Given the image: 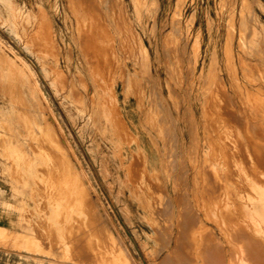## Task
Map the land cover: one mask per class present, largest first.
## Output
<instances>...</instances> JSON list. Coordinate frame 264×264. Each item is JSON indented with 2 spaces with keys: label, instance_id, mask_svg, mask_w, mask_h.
Returning a JSON list of instances; mask_svg holds the SVG:
<instances>
[{
  "label": "rangeland",
  "instance_id": "obj_1",
  "mask_svg": "<svg viewBox=\"0 0 264 264\" xmlns=\"http://www.w3.org/2000/svg\"><path fill=\"white\" fill-rule=\"evenodd\" d=\"M12 2H14V3H12ZM67 2H68L67 0H0V67H1L0 68V77L3 76L0 78V93H2L1 94L2 96L0 95V102H1L0 103V125H1L0 126V134H2L1 132H3V135H4V136L0 135V137H1L0 139L4 138L6 136L5 139H2V141L0 140V142H2L0 144V150L2 151V152L0 151V228H2L1 231H2V235H3V237H2L3 239L0 238V256H3V260L0 261V264H119L121 262L122 263L125 262V264H170L173 262H176V263L181 262V260H182L181 256L185 255L184 253H185V251H187V249H188V255H190L191 251L193 253V254L191 253L192 254L191 255L192 260L190 258L189 259L190 262L188 264H191V263H193V264H198V263L204 264V262H206V258L204 259L203 256H224V258H225L224 262L226 264L228 263V260L231 262H233L235 259L240 260V257H241L240 248H241V246H244V244H245L247 247L248 246L247 243H249V241H250V237H249V235H247L248 224H250L248 221V220H250L249 216H248V212L246 211L247 209L250 208V201H248V200H251V197H254V194L257 196H261V194L264 192V184H263L264 183V166L263 165L261 166L260 161H258L257 158H255L253 156L252 149L250 147H248L250 145L249 144L250 139L248 137L249 133L247 132V128L248 129L251 128L253 130H256L257 136H255V137L258 139L259 142H261L260 140L262 138L263 141L261 142V144H263V142H264V70L262 71V69H264V0H155V1H151L147 4H141L140 5L141 8L140 9L138 8L139 10H137V11L133 10V7L130 4L129 0H124V3L126 4L124 7L126 8V13L129 17V18L128 17L127 18L129 20V22H130V18H131V25H133L132 29H135L133 31L135 33L139 34V37L141 38L142 43H143L144 51L149 50L150 54H151V56H150L151 57L150 58L151 63H150V67L148 68L149 70H147V67L142 65V64H139L138 66L137 65L133 66L129 59L123 58L124 60L122 62V58L121 57L119 58V60L121 59L120 64H121V66H123L124 72H126L129 69L128 70L129 72L127 71L126 73L130 74V76H132V78L134 80V82H132V84H129V83L127 84L126 81L122 82L121 80H119L117 78V81L119 83H117L115 85V88L113 91L114 99L117 102V103L115 102V105H116V108L118 111V115L121 118V121L124 123V126L127 128L128 133L130 135L128 139L120 138V136H118V137L113 136V134L111 132V128L106 123L104 116H102L101 113H99V115L95 114V113L99 112L97 108H94L96 105L95 103L98 102L97 98H98L99 93L95 94V96H94V94H92L94 92H93V89L91 88L92 86L90 85V81L88 80V78H85L83 73L77 74L78 72H80V69H78V66H79L78 63H80V59L77 60L78 58L76 56V47L73 45V42L70 40L71 39L70 33L74 29L72 27L73 24L71 26V23H70V21L72 22V20H73V15L71 13L72 11H70V9H69L71 7L70 4L68 3L66 5ZM140 6H138V7H140ZM157 6H160V10L158 12H155L154 8H156ZM147 14H149V15H147ZM148 16H149V18H148ZM174 19H175V21H174ZM38 20H39V22H38ZM40 20H42L43 22H40ZM40 23H41V25H40ZM42 23L45 25H43ZM68 23H69V25H68ZM49 25H51L52 27ZM40 26H41V28H40ZM45 27H46V30H44ZM71 28H72V30H71ZM36 30H40V31L38 32ZM41 30H42L43 34H45V32H48V31L51 33L53 32L54 34L53 33L52 34L47 33V34H45L46 35V37H45V35H42ZM56 30H57L58 34H57ZM30 32H31V34H29ZM251 32H254V33H251ZM33 34H35L37 36L34 35L32 38ZM40 34H41V36H39ZM29 36L33 40H36V39L39 40L38 44H40V45L36 44L37 42L30 43V41H33V40H31V38ZM28 38H30V39H28ZM163 39H166L167 43L169 41V45L167 44L168 50H165L162 47L163 46V44H162ZM198 39H199L200 43H199ZM26 40L27 41L30 40L29 43ZM25 41L28 44H26ZM48 42H49V44H46ZM197 42H198V44H196ZM67 43H69V44H67ZM50 44L53 45V47L50 46ZM48 45H49V47H48ZM68 45H70V46L68 47ZM45 46H47V47H45ZM56 46H57V48H56ZM66 46L68 48H70L71 50L68 48H65ZM60 47H61V49H60ZM170 48H171V51H169ZM58 49H60V50H58ZM74 49H75V51H74ZM67 51L68 52L70 51V52L68 53ZM46 52H47V54H46ZM49 52H51V53H49ZM71 52H72V54H71ZM53 53H54V55H53ZM214 53H216V54H214ZM6 54L8 55V57ZM13 54H14V56H13ZM67 54L69 55V58H68ZM70 54H71V57H70ZM170 56L173 60L170 58ZM15 57L17 58L16 60H14ZM19 57H20V59H23L27 63H29L28 65L31 68H33L32 70L34 72V75H35V78L37 81L36 82L37 91L40 90L38 92L36 91L35 94H34V92L33 93L28 92V88L24 83L25 79H26L24 76L20 77L21 78L20 80L24 81V82L22 81V83H23L22 86H24V88L21 87V89H19V87H17V88L15 87L18 85V84H15L17 82V79L14 78L17 76L16 75L17 73L14 74L17 71V70H15V68L17 67L20 71V68L22 67L18 61ZM202 57H203V59H202ZM12 58L14 61L12 60ZM196 60H197V63L195 62ZM5 61H7L8 63L10 62L9 63L10 67H8V63ZM1 62H2V64H1ZM180 62H182L183 65ZM16 63H17V66H16ZM241 63H243V64H241ZM246 64H248V66ZM6 65H7V67H5ZM194 65H195V67H194ZM11 66L13 68L16 66L13 69L14 72H13ZM245 66L247 68H245ZM2 67L4 69H2ZM125 67L127 68V70L125 69ZM5 68L7 71H9L11 68L10 72L5 71ZM69 70H72V71H69ZM255 70H256V72H255ZM36 71H37V73H35ZM61 72L62 73L64 72L65 75L63 76V74ZM132 72H134V73H132ZM213 72H214V74H213ZM2 73H4V74H2ZM7 73H8V77H7ZM9 73H11V74H9ZM12 73H13V75H12ZM59 74L60 75L62 74V75L60 76ZM134 75H136V76L134 77ZM259 75H260L261 79L259 78ZM9 76L10 77L14 76L13 77L14 79L9 78ZM148 76H150V78ZM59 77H63L64 81H63V79L61 80V78H59ZM220 77H222V78H220ZM56 78H58V79H56ZM147 78L149 79V81ZM5 79H7V80L5 81ZM53 79H56V80H53ZM105 79H107V80L106 81L104 80V83L110 81L108 79V77H106V76H105ZM1 81H3V82L1 83ZM4 82H6V83L9 82V83L6 84ZM10 82L15 86L11 85ZM2 84H4V85H2ZM5 84L7 85V87L5 86ZM8 84H10L11 86H8ZM121 84H122V86H121ZM70 85L74 87V90L76 89L75 93L76 92L79 93L78 97H77V94L72 92L73 89H71ZM83 85H85V87ZM3 86H4V88H2ZM31 86H33V84ZM62 86H64V88ZM231 86H233V87H231ZM11 87L14 91L11 90ZM169 87H171L172 91L169 90L170 89ZM32 88H33V90L34 89L36 90L35 87H32ZM126 88H127V90H126ZM131 88L134 91L130 90ZM212 88H213V90H212ZM8 89H9V91H8ZM70 89H71V91H70ZM121 89H122V91H121ZM179 89H181V90L179 91ZM160 90H162L163 93H161ZM211 90L214 93H212ZM10 91H12L13 93H9ZM126 91L127 92L129 91V93H126ZM145 91H146V93H145ZM167 91L169 93L170 92L171 93L169 94V93H167ZM124 92H125V94H124ZM22 93H23V96H22ZM38 93H40V94H38ZM103 93L105 95L108 94L105 92H103ZM131 93H133V94H131ZM30 94H32V95H30ZM36 94L38 95L37 97L40 98V100H41L40 102L36 96H33ZM172 94H173V97H175V98H173V97L171 98ZM14 95H16V97ZM209 95L211 96L213 101H215L216 103H218L220 105H231L232 106L231 109L233 111L231 112V117H229L230 119H232L231 120L232 122L234 120L235 121L234 123L236 124L238 121H243L244 119L246 120V122L244 121V123L243 122L237 123L236 125H233V128H232V125H230L228 127L227 123H225V122L223 123V121H224V120L222 121L223 118H220V120L222 122L220 121V123H219V126H218L219 131L218 132L213 131V132L209 133L210 137H212V138L208 141L205 139V136H204V135H206V133L208 134V131H206L207 129L205 130V126L202 123H204V120L206 118L207 119H210V118L213 119L216 117L213 109H210V108L207 109L205 107V110H204V108H203V106L205 105L204 104L205 103L204 102L205 97L209 96ZM43 96H44V98H43ZM126 96H127V98H126ZM230 96H231V98H230ZM80 97H82V98H80ZM162 97L165 100H163ZM8 98L9 99L11 98V99L8 100ZM14 98H16V99L14 100ZM177 98H180V99H177ZM196 98H198V99H196ZM19 100H20V102H18ZM37 100H38V102H37ZM92 100H94V101H92ZM14 101H16V102H14ZM25 101L34 104V107L36 106L33 111H30V113L27 111L25 112L24 110L22 111L21 104H23V102H25ZM44 101H46V102H44ZM41 102H42V104H41ZM160 102L161 103L163 102V104L166 105V109L170 110V111L168 110V116L170 115L169 117L166 115L167 116V118H166L165 113L163 111H160L161 110ZM86 104H88V105H86ZM39 105L42 107L40 108ZM90 105L92 106V108ZM8 106H9V108H8ZM43 107L45 109H43ZM174 107L175 108L177 107L179 109L177 110ZM186 107L189 109V111H191L193 113L188 112V109ZM13 110H15V113L17 112L16 113L17 115L15 113H13L14 112ZM194 110H195V112H194ZM36 111L39 112L40 114L36 113ZM174 111H176L177 114ZM1 112H3L4 114ZM181 112H185L183 114L184 115L183 118H182ZM19 114L22 117V119L20 118V116H18ZM28 114H30V116ZM31 114H32V116H31ZM35 114L38 116H36ZM44 115H48V116H44ZM144 115L146 118L144 117ZM161 115H162V117H160ZM185 115H188L187 116L188 119L190 117H194L195 119L190 118L191 120H188ZM40 116H42V117H40ZM29 117H31V122L29 121ZM171 117L173 118L174 121L172 120V122H169V120L171 121V119H172ZM174 117L177 118L176 121H175ZM16 118H17V120H15ZM33 118H34V120H32ZM153 118H155V119H153ZM163 118L167 119V122L165 121V124H160L163 122V120H165ZM41 119H43V120H41ZM157 119H158L157 125L159 124L161 126H160V128H159V126H157V129L155 130L151 126V120H156V122H157ZM13 120H14V122H13ZM22 120H26V121H22ZM37 120H39L40 123ZM46 120H47V123L49 121L51 122V123L49 122V125H51V127L53 126L52 129L54 131L51 129L47 132L45 131V130H48V129H45L46 123L44 121H46ZM93 120L95 121V123L96 122L98 123L97 126L93 125L94 124ZM3 121H5V122L7 121L6 122L7 124H5V122H3ZM36 121H37L38 125H37V123L35 124ZM41 121H42V123H41ZM72 121H74V123ZM18 122H19V124H18ZM25 122H29L28 127H29L30 131L33 130L34 132L31 131L30 134L28 133V131H29L28 127L22 126ZM99 122L102 124L100 125ZM132 122H133V126H132ZM184 122H185V125H188V126H185ZM226 122H227V119H226ZM11 123H12V125H11ZM15 123H17V124H15ZM168 123H170V124H168ZM221 123H222V125H221ZM9 125H11V126H9ZM43 125H44V127H43ZM99 125L101 126L102 130L99 129L100 128ZM199 125H200V127H199ZM201 125H202V127H201ZM13 126H15V127H13ZM35 126H38V128L37 127L35 128ZM134 126H135V128H134ZM17 127H19V128L17 129ZM129 127H131V128H129ZM60 128H61V130H60ZM50 131L51 132L53 131L52 134H50L51 133ZM64 131H66V132H64ZM196 131H197V133H196ZM5 132L8 134H6ZM48 132H50V133H48ZM10 133L12 134V136ZM26 133H28V134H26ZM190 133H191V135L189 136ZM43 134H48V137H47V135L43 136ZM192 134L194 137L192 136ZM246 134H247L248 138L246 137ZM8 136H10V137H8ZM199 136H201V137H199ZM41 137H43L45 139V142H46V143H43L42 145L39 142V139ZM190 137H193L195 139L192 138L193 139V141H192V139ZM197 137L199 138V140L196 141ZM213 137H214V140L212 141L213 143L211 142L212 143L211 144L210 141L213 139ZM227 137H228V139H227ZM230 137L231 138L233 137V138L231 139ZM243 137H245V138H243ZM11 138H13V139L11 140ZM14 138L16 139V141L14 140ZM52 138H54V140H52ZM130 138H132V139H130ZM217 138L219 139V141ZM19 139L21 140L22 143L20 142ZM59 139L62 140V142ZM65 139H67V140H65ZM6 140H7V142H6ZM29 140H30V142H29ZM37 140H38V142H36ZM111 140H113V141H111ZM233 140H237L238 142L236 141V143L239 144L240 147L239 148L237 147V148L232 149V150H234L236 152L240 151V153L243 152V154L246 153L245 154V156H246L245 160L248 161L249 165L246 164V166H245L246 168H244L245 171L241 172L242 175H239L240 173L238 171V168L240 166H242V163L239 166L240 160H242V159H239L238 157H236V158H238V160H236V158H235L233 160V164L231 165V167L232 168L234 167L233 169L235 170V172H234L235 175H233L234 180L230 179L231 181L230 180L227 181V179H225L224 176L221 177V175H222L221 172L223 170H225V166L223 164L224 158H220L221 157L220 155L216 156V154H215V160L213 161L214 155H212L211 152H212L213 148H215V146L218 142H220V143L226 142L227 144H231L233 142ZM57 141H59V142H57ZM73 141H74V143H73ZM206 141H208V142H206ZM164 142H167V143L163 144ZM6 143L7 144L10 143V144L6 145ZM29 143H31V145ZM57 143H59V144H57ZM37 144H38V146H37ZM49 144H51V145L48 146ZM170 144H173L174 146L176 145L175 146L176 150L174 149V147H172L173 145H170ZM210 144L213 147H211ZM2 145H3V147H1ZM39 145L45 147L46 149H47V147L48 148L50 147V151L48 150V152H46L45 148L42 151L43 147L42 148L40 147L41 149L39 148L40 149L39 150L38 149ZM4 146H5V148H4ZM195 146H199L200 151H199V148H197V147L195 148V150H196L195 151L193 148ZM23 147H25L24 150H23ZM93 147H95V148H93ZM210 147L212 148V150ZM6 148H8V149H6ZM19 148L21 149V151H19L20 150ZM26 148H29V149H26ZM137 148H139V149L137 150ZM143 148H146V150L148 152V156L143 154L144 153ZM184 148H185V150H184ZM35 149H37V150H35ZM55 149L57 152H55ZM130 149L134 152H132ZM171 149H173V150H171ZM190 149H192V150H190ZM4 150L7 151L8 154ZM62 150H63V152H62ZM69 150H71V152ZM65 151L69 156L65 153ZM114 151H115V153H114ZM126 151L129 152V154L127 156L124 155L126 153ZM170 151L172 153H170ZM181 151H183V152L180 154ZM215 151H216V149H215ZM194 152H196L197 154ZM56 153H58V154H56ZM60 153H61V155H60ZM169 153L171 155L172 154H174V155L170 156ZM213 153H217V151L214 152V150H213ZM3 154L7 155V156H9V154H10V158L7 156H4ZM27 154H29L28 155L29 158L27 157ZM48 154H49V156H48ZM136 154H137V156L141 155L139 157L145 159V160L140 159V164H139L138 170H137L138 173L135 171H132V169H130V171H128L127 168H125L126 165L128 163H130V161L136 157L135 156ZM198 154L200 155L201 159L199 158ZM24 155H26V156H24ZM62 155L64 157L67 155L66 156L67 159H70L69 162L66 158H65L66 160L64 162V160L62 159ZM192 155H194V156H192ZM11 156H13V157H11ZM73 156H75L74 158L77 157L76 159L78 160L79 163L77 162L76 159H73ZM133 156H134V158H133ZM53 157L55 159L57 157L58 162L54 160L55 161V163H54V161H52L54 159ZM182 157H183V159H182ZM191 158H192V160H191ZM194 158H196L197 162H194L195 161ZM203 158L205 159V161H203L204 160ZM216 158L217 159L219 158L220 161H219V159L217 160ZM23 160L25 161V165H22V164H24ZM207 160H208V162H211L212 165H209L210 163L208 164ZM70 161L73 164L70 165V163H71ZM120 161H121L122 165L120 164ZM171 161H173V162H171ZM26 162L28 163V166H27ZM45 162H46V164H45ZM163 162H164V164H163ZM170 162L175 163L173 165L171 164L172 167L175 165L174 168L171 167ZM198 162H200L199 163L200 165H197ZM48 163H49V165H48ZM19 164H20V166H19ZM51 164H52V166H51ZM53 164H55V165L53 166ZM59 164H61V165H59ZM181 164H185V165H181ZM40 165H41V168L39 167ZM47 165H48V167H47ZM56 165H58V166H56ZM62 165H63V167L65 165H68V167H70L72 169V173H73V170L77 171L79 174V178H81V180L78 177H76V176H78L77 172H75L73 174L70 173L69 175L68 174H62V173H61L62 175L59 174V176L55 175L56 171L59 170L58 168H62ZM179 165H181V166H179ZM202 165L204 166L205 169L203 168ZM221 165H222V167H221ZM79 166L80 167L82 166L81 167L82 169ZM145 166H146V170H145ZM200 166H202V168ZM215 166H217L216 167L217 170L219 169L218 172L215 170L216 169ZM14 167H15V169H14ZM42 167H45V169ZM103 167H105L106 169ZM179 167L181 170H183V168H185V167L187 169H185L183 171H178ZM190 167H191V169H190ZM209 167L211 168V170ZM10 168L12 170H10ZM56 168H57V170H55ZM168 168H170V169H168ZM139 169H141V170H139ZM199 169L202 171H199ZM8 170H10L11 172L10 171L8 172ZM27 170H28V172H27ZM41 170H42V172H41ZM123 170H124V172H123ZM171 170H173V172ZM191 170L192 171L194 170L193 173L195 174L194 176H196V178L193 176ZM197 170L199 173L197 172ZM208 170L211 171V173L208 172ZM12 171H14V174H13L14 176L12 175V173H13ZM21 171H23V172H21ZM185 171L186 172L188 171L187 172L188 175ZM214 171L217 172L218 174L215 173ZM102 172L104 175L102 174ZM178 172H180V173H178ZM212 172H214L216 177H217L214 179V181L213 180H207V179H206L207 182L202 181L203 182L202 183L200 181L201 178L202 179L204 178L203 180H205L204 175L205 176L206 175L208 176V174L211 175ZM15 173H17L16 176H15ZM45 173L50 175L52 177V179H50L51 177L46 175ZM182 173H184V174H182ZM200 173L201 174L203 173V174L201 175ZM249 173L252 175H250ZM143 174H145V175H143ZM177 174H178V176L180 174H182V177H180L181 175L179 176L181 179V180L180 179L179 180L181 182L178 180ZM198 174L200 176H198ZM256 174H258V175H256ZM27 175H28V177H27ZM45 175L48 176V179H47V177L45 178ZM153 175H155V176H153ZM186 175H187V177H186ZM212 175L214 177V174H212ZM217 175H219L221 178ZM66 176H68V177L65 178ZM86 176L89 180L85 179ZM246 176L248 177V179L246 178ZM70 177H72V178H70ZM75 177H76V180L73 179ZM128 177H131L132 179L131 178L129 179ZM199 177H200V179H199ZM16 178L18 180H16ZM69 178H70V182L72 183V185L74 184L73 186H71V183L68 181ZM154 178H156V179H154ZM185 178L187 181L184 180ZM237 178H239V181L236 180ZM243 178H245V179H243ZM56 179H58V180H56ZM72 179H73V182H72ZM167 179H169V180H167ZM191 179H192V181H191ZM222 179H223L224 183L220 181ZM25 180L27 183L24 182ZM247 180L249 181L250 184H251V182L254 183V184L253 183L251 184L252 188L250 187L251 185L246 186V184H248ZM252 180H254V181H252ZM260 180H262L263 182L262 181L260 182ZM43 181H44V184H43ZM81 181H83V182H81ZM89 181H90V183H88L89 184L88 185L87 182H89ZM154 181H155L156 186L153 185ZM160 181L164 182L166 187L163 186L164 185L163 183L160 184L161 183ZM211 181L213 183L215 181L216 182L213 184V183H211ZM61 182H63L62 185H61ZM74 182L78 183V184H75ZM84 182H85V184L83 186ZM177 182L180 183V185L177 186ZM182 182H183V184H181ZM185 182H186L187 186L189 185L191 187L185 186ZM204 182H205V184H204ZM216 183H218V184H216ZM242 183L245 186H243ZM256 183L258 184V186ZM52 184H54V185H52ZM63 185H64V187H63ZM75 185L76 186L79 185L78 189L75 188ZM172 185H174L173 187L175 189L172 187ZM181 185L183 187L185 186L186 188L183 189ZM210 185H211V187H210ZM39 186H41V187H39ZM45 187H46V189H45ZM56 187L58 190H55ZM68 187H69V189H68ZM72 187L75 191L72 189ZM156 187H159L160 189L156 188ZM161 187H163V188H161ZM178 187L182 188L183 190L181 189L179 191ZM195 187H198V190L195 191ZM247 187H249V188L247 189ZM50 188L52 189V192H50V190H51ZM172 188H173V191H172ZM53 189H54V191H53ZM63 189H64L65 193H64ZM86 189L89 191V193ZM161 189H163L164 191L166 190V191L161 192L162 191ZM185 189H187V190L185 191ZM193 189L196 193L193 191ZM202 189L204 191H202ZM60 190H62L63 192ZM67 190H68V192L66 193ZM71 190H73V193ZM76 190H77V193H75ZM78 190L82 191V192H78ZM151 190L153 192L154 191H157V192L153 193ZM174 190H176L179 193L182 192L183 197L185 196L184 197L185 201L182 202V203H185L184 204L185 207H184V210H182L183 206L179 207V205H178V207H177V204L174 203V205H172L173 208L171 207V211H170V212H173V215H172V213L171 214L169 213V215H168V212L167 213L163 212V208L165 206V205H163V203L165 204L166 193L168 194L169 192H174ZM215 190H217V191H215ZM252 190L254 191V193L253 192L251 193ZM56 191L57 192L60 191L61 196L62 197L64 196V198H62L59 195V193H56ZM186 192L187 193L189 192L187 197L185 194ZM69 193H71V194H69ZM78 193H80L81 196H79L80 194H78ZM161 193H163V194H161ZM209 193L211 195H209ZM42 194H43V196H41ZM65 194L66 195L69 194V195L67 197H65L66 196ZM88 194H90V195L87 196ZM236 194H238L240 196H238ZM251 194H252V196H251ZM45 195L48 196V198ZM70 195L71 196L73 195V197H70ZM76 195H78L79 197ZM201 195H202V197L204 195H206V196L208 195L207 199L205 198L206 196H204V198H203L204 202L201 199L202 198ZM40 196L43 197V199ZM154 196H156V197H154ZM163 196H164V198H163ZM190 196H192V197H190ZM243 196L245 198H243ZM151 197H152V199H151ZM82 198L84 200L87 199V202L89 203V205H80L79 201ZM162 198H163V201H162ZM195 198H197V199L195 200ZM234 198H235V200H234ZM238 198H239V200H238ZM88 199H90V200H88ZM246 199H248V200H246ZM44 200H45V202H42ZM147 200H149V201H147ZM206 200H208V202ZM242 200H245V201L243 202ZM65 201H68V204ZM63 202L65 203V205H68V206L64 207L62 205ZM202 202H203V204H202ZM206 202H207V204H206ZM48 203H49V205H48ZM58 203L60 206L58 205ZM70 203H71V205H70ZM92 203H93V205H95V204L97 205V206L95 205L96 208H95V206L92 205ZM149 203L152 206H150ZM53 205H55V206H53ZM57 205L60 208H58ZM90 205L93 206L92 210L94 208H95L94 211L99 210L98 211L99 213L97 212L99 215L98 214L97 215L100 216V218H101V219L99 218V220L101 221L100 230L105 228V230L103 229L101 232L107 231L106 232L107 234L109 232V235H111V237L113 238L111 240L113 242H115V244L117 246H119L121 249H122V247H124L123 249L127 250L128 253L132 256H128V254H125L123 249H122V252H123L124 256H111L112 254L110 252L112 250L111 246L113 243H111L112 242L111 240L107 239L109 237L106 236L107 237L106 238L105 233H103L104 236H102L103 237L102 240L99 241L96 236L94 237V235H91L92 234L91 233L92 232L91 226H89L87 224H86V226H82L80 220H76L78 218L80 219L79 214H80L81 210H83V208H84V211L86 210L85 213L89 214V212H91V209L87 208ZM207 205L208 206L211 205V207H208ZM43 206H44L45 210L43 209ZM149 206L151 208L152 207L153 208L149 209ZM240 206H241V208H240ZM55 207H56V209H55ZM214 207H215V209H214ZM85 208H87V209H85ZM177 208H179V210ZM180 208H182V209H180ZM208 208H211L210 210H212V211H210ZM76 209L79 211V213H77ZM147 209H149V210H147ZM154 209L155 210L157 209V211H155ZM205 209H207V211ZM55 210H57V213ZM74 211H76V212H74ZM179 211H181V212L184 211L183 214L188 219L186 222L188 224H186L184 228L181 227V221L178 217ZM189 211H190V213H189ZM202 211L205 214L207 212V214H206L207 217L205 216V214ZM46 212H48V213H46ZM123 212L126 213L127 215L124 214ZM149 212H151V213H149ZM162 212L164 215L161 214ZM185 212H186V214H185ZM75 213L78 214L79 217ZM212 213H214V214H212ZM159 214H161V215H159ZM208 214H209V216L211 215V217H209ZM216 214H217V218H216ZM41 215H43V216H41ZM67 215L70 217H68ZM155 215H157V216H155ZM240 215H241V217H240ZM66 216L70 219H72V218L75 219V220H71L72 221L71 224L73 225V227L75 226L74 229L77 228L76 229L77 232L80 231V228L82 229V234L84 235L83 236V244L84 245L87 244V246L86 245L85 246L88 247V252L90 251L89 253L92 254L91 257L90 256H88V257L87 256H81V257L75 256L74 257V255L71 254V250L75 246L72 243L70 244V242L67 243L66 238H64V237H66L65 235H67V231L70 229L68 227H70L71 225L67 224V226L65 225L64 227H62V225H61L63 222V218H65ZM81 216H82V214H81ZM161 216L164 217V219L163 220L159 219L160 221L157 220ZM175 216H176V218H175ZM169 217L173 218L172 221L170 220L171 218H169ZM188 217H191V218H188ZM167 218H169L168 221H166ZM196 218L202 224L199 225V221H197ZM210 218H212V219L209 220ZM242 218L245 220H243ZM146 219H148V220H146ZM190 219H191V221H190ZM205 219H207L206 222H205ZM213 219H215V220L218 219L217 223ZM39 221L41 223H44V224H42L44 227L40 225L41 223ZM161 221L163 222V225L161 224L162 223ZM177 221L179 222L180 227H179V225H177L178 224ZM219 221H220V223H219ZM197 222H198V224H197ZM52 223H53V225H51ZM151 223H153L154 228H153ZM215 223L217 225V228H216V225H214ZM37 224H38V226H36ZM57 224L59 226V229L56 228ZM102 224L104 226H102ZM166 224H167V226H166ZM169 224L170 225L172 224L173 227L170 226ZM220 224L222 225L221 228H220ZM160 225H162V226H160ZM196 225H199L200 227L196 226ZM45 226H46L47 231L44 229ZM51 226L53 228H56L55 231L58 230L59 234L56 233ZM54 226H56V227H54ZM169 226L171 227V229ZM50 227L52 230L50 229ZM203 227H210V228H208V229L205 228V230H204ZM245 227H247V228H245ZM83 228H85V229L83 230ZM176 228H177V230H176ZM193 228H195V229H193ZM197 228L198 229L202 228V229H199V231H198ZM155 230H157V231H155ZM169 230L170 231L172 230L170 234H169V232H170ZM182 230H185L187 235L185 234L184 236H181V238H179L180 237L179 233ZM209 230H210V232L212 231V233H211L212 235L210 234ZM176 232L178 234H176ZM189 233H191V234L193 233L195 235L192 236ZM205 233H206V235H204ZM85 234H87V235H85ZM190 235H191V238L189 237ZM175 236L178 239L179 243L177 242L176 238H174ZM185 236H188L189 238L185 237ZM203 236L205 237V240H204ZM215 236H217V237L219 236L218 238H221V237L222 238L221 239L217 238L218 239V242H217V239ZM211 237H213V238L215 237V238L211 239ZM62 238H63V240H62ZM227 239L229 242H226ZM184 240L186 242L187 241L188 242L189 241L195 242L198 240V241H200V244L198 246H201V248L197 249L198 246H196L197 248L194 247L195 250L193 251V248H192L193 246H191V248H192V250H191L190 246L188 245L190 243L187 242L188 244H186V242ZM203 240L205 241V243H203L204 242ZM86 241H89V242L93 241V242L89 244ZM213 241H214V243H212ZM231 241H232V243H231ZM215 243L218 246L217 249H216V245L214 246L215 249H214V247H212L213 244H215ZM220 243L223 245V247H221ZM229 243H231V244H229ZM120 244H121V246H120ZM165 244H167V245H165ZM184 244H185V246H184ZM227 244H228V246H227ZM206 245H207V247H206ZM177 246H178V248L181 247L184 250L181 252V256H178V255L174 256L173 255L174 254L173 251ZM164 247H165V249H164ZM172 247H173V249H171ZM219 247H221L222 250ZM231 248H233V249H231ZM201 249H203V250L200 252ZM216 250H218V251L216 252ZM170 251H172L173 254L170 253ZM56 252H58V253H56ZM72 252H73V250H72ZM201 253H202V255H201ZM116 257H121V258L117 259ZM124 257L126 259H124ZM259 258L264 260V256H259ZM202 259L204 262H202ZM123 260H124V262H123ZM110 261H112V262H110ZM224 262H223V264H225Z\"/></svg>",
  "mask_w": 264,
  "mask_h": 264
},
{
  "label": "bare ground",
  "instance_id": "obj_2",
  "mask_svg": "<svg viewBox=\"0 0 264 264\" xmlns=\"http://www.w3.org/2000/svg\"><path fill=\"white\" fill-rule=\"evenodd\" d=\"M68 2L66 3V5L69 3L70 4V11H72L71 13H72V15H73V20H72V22L70 21V23H71V26H72V24H73V30H72V28H71V30H72V32L70 33V36H71V41L73 42V45L76 47V56H77V60H79L80 59V63H78V69H80V72H78L77 74H80V73H83L84 74V76H85V78H88V80L90 81V85L92 86L91 88L93 89V92L94 93H92V94H94V96H95V94H98V102H96L95 104V107L94 108H97L98 109V111L99 112H97V113H95L96 115H99V113H101V115L102 116H104V118H105V121H106V123L109 125V127L111 128V132H112V134H113V136H120V138H125V139H128L129 138V133H128V130H127V128L124 126V123L121 121V118L119 117V115H118V111H117V108H116V105H115V99H114V96H113V91H114V88H115V85L117 84V83H119L118 81H117V78L119 79V80H121L122 82H124V81H126V83L128 84H132V82H134V80H133V78H132V76H130V74H128V73H126L128 70H127V68L125 67V69L127 70L126 72H124V68H123V66H121V64H120V60H119V58L121 57L122 58V62H123V58H127V59H129L130 61H131V63H132V65L134 66V65H139V64H142V65H144V66H146L147 67V70H149L148 68L150 67V63H151V54H150V51L148 50V51H144V48H143V43H142V40H141V38L139 37V34H137V33H135L133 30H135V29H132V27H133V25H131V18H130V22H129V20H128V15H127V13H126V8L124 7L126 4L124 3V0H67ZM130 1V4L132 5V7H133V10H135V11H137V10H139L140 8H141V4H147V3H149V2H151V1H155V0H129ZM59 2V1H58ZM12 3H14V2H12ZM138 6H140V7H138ZM143 6V5H142ZM144 7V6H143ZM139 8V9H138ZM148 8V7H147ZM155 10V12H158L159 10H160V6H157L156 8H154ZM130 12V11H129ZM68 15V14H67ZM71 15V14H70ZM147 15H149V14H147ZM128 17V18H127ZM44 18V17H43ZM148 18H149V16H148ZM69 19V18H68ZM244 19V18H243ZM65 20V19H64ZM155 20V19H154ZM174 21H175V19H174ZM244 21V20H243ZM38 22H39V20H38ZM37 22V23H38ZM40 22H43L42 20H40ZM36 23V24H37ZM51 23V22H50ZM133 23V22H132ZM155 23V22H154ZM43 24V23H42ZM40 25H41V23H40ZM43 25H45V24H43ZM68 25H69V23H68ZM242 25V24H241ZM18 26V25H17ZM24 26V25H23ZM49 26H51V25H49ZM142 26V25H141ZM154 26V25H153ZM152 26V27H153ZM247 26V25H246ZM33 27V26H32ZM52 27V26H51ZM66 27V26H65ZM27 28V27H26ZM25 28V29H26ZM40 28H41V26H40ZM54 28V27H53ZM44 29V28H43ZM42 29V30H43ZM162 29V28H161ZM174 29V28H173ZM33 30V29H32ZM42 30H41V32H42ZM44 30H46V27H45V29ZM68 30V29H67ZM141 30V29H140ZM36 31H40V30H36ZM48 31V30H47ZM70 31V30H69ZM40 32V33H41ZM45 32V31H44ZM56 32H57V30H56ZM137 32V31H136ZM153 32V31H152ZM255 32V31H254ZM254 32H251V33H254ZM24 33V32H23ZM33 33V32H32ZM47 33H51V32H45V34H47ZM53 33V32H52ZM51 33V34H52ZM67 33V32H66ZM29 34H31V32L29 33ZM45 34H43V32H42V35H45ZM54 34V33H53ZM57 34H58V32H57ZM250 34V33H249ZM35 34H33L32 35V38H33V36H34ZM177 35V34H176ZM188 35V34H187ZM31 36V35H30ZM29 36V37H30ZM35 36H37V35H35ZM39 36H41V34L39 35ZM57 36V35H56ZM68 36V35H67ZM69 36V37H70ZM45 37H46V35H45ZM50 37V36H49ZM68 37V38H69ZM182 37V36H181ZM189 37V36H188ZM31 38V37H30ZM30 38H28V39H30ZM31 38V40H33ZM42 38V37H41ZM55 38V37H54ZM59 38V37H58ZM57 38V39H58ZM26 39V38H25ZM39 39V38H38ZM43 39V38H42ZM52 39V38H51ZM60 39V38H59ZM37 40V39H36ZM33 40V41H30V40H26L28 43H29V41H30V43H32V42H37L36 44H38V42H39V40ZM41 40V39H40ZM48 40V39H47ZM53 40V39H52ZM195 40V39H194ZM197 40V39H196ZM228 40V39H227ZM26 41H25V43H26ZM50 41V40H49ZM63 41V40H62ZM66 41V40H65ZM69 41V40H68ZM198 41H199V39H198ZM42 42V41H41ZM54 42V41H53ZM57 42V41H56ZM196 42V41H195ZM248 42V41H247ZM255 42V41H254ZM28 43H26V44H28ZM55 43V42H54ZM171 43V42H170ZM199 43H200V41H199ZM251 43V42H250ZM249 43V44H250ZM253 43V42H252ZM46 44H49V42L48 43H46ZM59 44V43H58ZM67 44H69V43H67ZM163 48L165 49V50H168L167 49V47H168V45H169V41H168V43H167V40L166 39H163ZM168 44V45H167ZM196 44H198V42L196 43ZM229 44V43H228ZM238 44V43H237ZM248 44V45H249ZM38 45H40V44H38ZM44 45V44H43ZM55 45V44H54ZM184 45V44H183ZM182 45V46H183ZM50 46H52L53 47V45H51L50 44ZM64 46V45H63ZM62 46V47H63ZM70 45H68V47H69ZM178 46V45H177ZM199 46V45H198ZM197 46V47H198ZM226 46V45H225ZM45 47H47V46H45ZM48 47H49V45H48ZM55 47V46H54ZM59 47V46H58ZM67 46L65 47V48H68ZM74 47V48H75ZM170 47V46H169ZM229 47V46H228ZM240 47V46H239ZM10 48V47H9ZM56 48H57V46H56ZM52 49V48H51ZM60 49H61V47H60ZM60 49H58V50H60ZM68 49H70V48H68ZM174 49V48H173ZM230 49V48H229ZM9 50V49H8ZM45 50V49H44ZM49 50V49H48ZM71 50V49H70ZM199 50V49H198ZM227 50V49H226ZM231 50V49H230ZM229 50V51H230ZM4 51V50H3ZM43 51V50H42ZM74 51H75V49H74ZM169 51H171V48H170V50ZM174 51V50H173ZM193 51V50H192ZM68 52V51H67ZM70 52V51H69ZM68 52V53H69ZM5 53V52H4ZM13 53V52H12ZM18 53V52H17ZM49 53H51V52H49ZM56 53V52H55ZM122 55H120V54ZM196 53V52H195ZM200 53V52H199ZM227 53V52H226ZM225 53V54H226ZM229 53V52H228ZM46 54H47V52H46ZM71 54H72V52H71ZM71 54H70V57H71ZM214 54H216V53H214ZM7 55V54H6ZM53 55H54V53H53ZM68 55V54H67ZM204 55V54H203ZM228 55V54H227ZM13 56H14V54H13ZM57 56V55H56ZM197 56V55H196ZM226 56V55H225ZM2 57V56H1ZM7 57H8V55H7ZM232 57V56H231ZM68 58H69V55H68ZM67 58V59H68ZM170 58H171V56H170ZM197 58V57H196ZM229 58V57H228ZM11 59V58H10ZM9 59V60H10ZM17 58L15 57V59L14 60H16ZM25 59V58H24ZM57 59V58H56ZM72 59V58H71ZM160 59V58H159ZM164 59V58H163ZM172 59V58H171ZM202 59H203V57H202ZM240 59V58H239ZM12 60H13V58H12ZM13 60V61H14ZM69 60V59H68ZM173 60V59H172ZM230 60V59H229ZM19 63L21 64V68H20V71H19V69L16 67L17 66V63H16V68H15V70H17L14 74H16L17 76L16 77H14V78H16L17 79V82L15 83V84H18L17 86H15V85H13L11 82H10V84L11 85H13V86H15L16 88L17 87H19V89H21V87H23L24 88V86H22L23 85V83H22V81L23 80H20L21 78L20 77H25L26 79H25V85L27 86V88H28V92L29 93H33L34 92V94H35V92L37 91V84H36V78H35V75H34V72H33V68H31L28 64L29 63H27L25 60H23V59H20V57H19ZM241 61V60H240ZM5 62H7V61H5ZM4 62V63H5ZM76 62V61H75ZM190 62V61H189ZM196 63H197V60L195 61ZM3 63V64H4ZM8 63V62H7ZM6 63V64H7ZM10 63V62H9ZM9 63H8V67H10V65H9ZM125 63V62H124ZM128 63V62H127ZM181 64H182V62H180ZM226 63V62H225ZM1 64H2V62H1ZM14 64V63H13ZM162 64V63H161ZM227 64V63H226ZM241 64H243V63H241ZM68 65V64H67ZM130 65V64H129ZM183 65V64H182ZM196 65V64H195ZM195 65H194V67H195ZM218 65V64H217ZM245 65V64H244ZM247 66H248V64H246ZM251 65V64H250ZM3 66V65H2ZM76 66V65H75ZM132 66V67H133ZM241 66V65H240ZM5 67H7V65L5 66ZM20 67V66H19ZM72 67V66H71ZM244 67V66H243ZM256 67V66H255ZM1 68V67H0ZM11 68H12V70L14 69L12 66H11ZM11 68H10V70H11ZM134 68V67H133ZM139 68V67H138ZM215 68V67H214ZM245 68H247L246 66H245ZM251 68V67H250ZM2 69H4L3 67H2ZM1 69V70H2ZM8 69V68H7ZM236 69V68H235ZM257 69V68H256ZM10 70L9 71H7L6 70V68H5V71H7V72H10ZM195 70V69H194ZM215 70V69H214ZM233 70V69H232ZM245 70V69H244ZM264 69H262V71H263ZM4 71V70H3ZM19 71V72H18ZM35 71V70H34ZM69 71H72V70H69ZM75 71V70H74ZM73 71V72H74ZM167 71V70H166ZM173 71V70H172ZM185 71V70H184ZM251 71V70H250ZM13 72H14V70H13ZM57 72V71H56ZM77 72V71H76ZM129 72V71H128ZM147 72V71H146ZM215 72V71H214ZM214 72H213V74H214ZM220 72V71H219ZM254 72V71H253ZM255 72H256V70H255ZM5 73V72H4ZM4 73H2V74H4ZM35 73H37V71L35 72ZM49 73V72H48ZM47 73V74H48ZM51 73V72H50ZM62 73V72H61ZM132 73H134V72H132ZM199 73V72H198ZM236 73V72H235ZM9 74H11V73H9ZM63 74V76L65 75L64 74V72L62 73ZM61 74V75H62ZM75 74V73H74ZM189 74V73H188ZM206 74V73H205ZM217 74V73H216ZM256 74V73H255ZM12 75H13V73H12ZM11 75V76H12ZM51 75V74H50ZM60 75V74H59ZM60 75V76H61ZM138 75V74H137ZM143 75V74H142ZM168 75V74H167ZM105 76L106 77H108V79L110 80V81H108V82H106V83H104V80L106 81L107 79H105ZM136 75H134V77H135ZM217 76V75H216ZM256 76V75H255ZM1 77H3V76H1ZM0 77V78H1ZM5 77V76H4ZM7 77H8V73H7ZM13 77H10L9 76V78H12V79H14ZM55 77V76H54ZM79 77V76H78ZM149 78H150V76H148ZM236 77V76H235ZM258 77V76H257ZM59 78H61V80L63 79V77H59ZM116 78V79H115ZM159 78V77H158ZM220 78H222V77H220ZM259 78H260V75H259ZM4 79V78H3ZM52 79V78H51ZM56 79H58V78H56ZM56 79H53V80H56ZM72 79V78H71ZM79 79V78H78ZM148 79V78H147ZM200 79V78H199ZM261 79V78H260ZM7 79H5V81H6ZM9 80V79H8ZM60 80V79H59ZM80 80V79H79ZM63 81H64V79H63ZM148 81H149V79H148ZM3 81H1V83H2ZM52 82V81H51ZM72 82V81H71ZM88 82V81H87ZM146 82V81H145ZM160 82V81H159ZM241 82V81H240ZM4 83H6V82H4ZM7 83H9V82H7ZM6 83V84H7ZM53 83V82H52ZM61 83V82H60ZM80 83V82H79ZM89 83V82H88ZM121 83V82H120ZM169 83V82H168ZM5 84V86L7 87V85ZM10 84H8V86H11ZM33 84V86H31ZM183 84V83H182ZM194 84V83H193ZM252 84V83H251ZM2 85H4V84H2ZM74 85V84H73ZM80 85V84H79ZM86 85V84H85ZM85 85H83L84 87H85ZM243 85V84H242ZM12 86V87H13ZM65 86V85H64ZM64 86H62L63 88H64ZM71 86V85H70ZM121 86H122V84H121ZM126 86V85H125ZM130 86V85H129ZM181 86V85H180ZM193 86V85H192ZM191 86V87H192ZM12 87H11V90H13L12 89ZM32 87H35L36 88V90L34 89L33 90V88ZM73 86H71V89H73V91L72 92H74L75 93V90H74V87L72 88ZM88 87V86H87ZM86 87V88H87ZM113 87V88H112ZM187 87V86H186ZM231 87H233V86H231ZM2 88H4V86L2 87ZM10 88V87H9ZM123 88V87H122ZM168 88V87H167ZM170 89L169 90H171L172 91V89H171V87H169ZM194 88V87H193ZM7 89V88H6ZM71 89H70V91H71ZM183 89V88H182ZM230 89V88H229ZM232 89V88H231ZM84 90V89H83ZM126 90H127V88H126ZM130 90H132V91H134L132 88L130 89ZM181 89H179V91H180ZM193 90V89H192ZM212 90H213V88H212ZM212 90H211V92H212ZM248 90V89H247ZM8 91H9V89H8ZM14 91V90H13ZM20 91V90H19ZM38 91H40V90H38ZM37 91V92H38ZM56 91V90H55ZM78 91V90H77ZM121 91H122V89H121ZM131 91V92H132ZM151 91V90H150ZM235 91V90H234ZM21 92V91H20ZM103 92H105V93H108L107 95H105ZM160 92L161 93H163L162 92V90H160ZM9 93H13L12 91H10ZM28 93V94H29ZM68 93V92H67ZM126 93H129V91L127 92L126 91ZM145 93H146V91H145ZM167 93H169L168 91H167ZM171 93V92H170ZM169 93V94H170ZM212 93H214V92H212ZM2 93H0V95H1ZM21 94V93H20ZM38 94H40V93H38ZM75 94H77V97H78V94L79 93H75ZM123 94V93H122ZM124 94H125V92H124ZM131 94H133V93H131ZM166 94V93H165ZM168 94V95H169ZM174 94V93H173ZM173 94H172V96H171V98L173 97ZM178 94V93H177ZM195 94V93H194ZM30 95H32V94H30ZM81 95V94H80ZM91 95V94H90ZM175 95V94H174ZM2 96V95H1ZM4 96V95H3ZM8 96V95H7ZM15 97H16V95H14ZM22 96H23V93H22ZM33 96H38L37 94L36 95H33ZM42 96V95H41ZM92 96V95H91ZM90 96V97H91ZM124 96V95H123ZM162 96V95H161ZM229 96V95H228ZM237 96V95H236ZM74 97V96H73ZM93 97V96H92ZM91 97V98H92ZM125 97V96H124ZM194 97V96H193ZM213 97V96H212ZM31 98V97H30ZM33 98V97H32ZM38 98V97H37ZM36 98V99H37ZM42 98V97H41ZM43 98H44V96H43ZM42 98V99H43ZM80 98H82V97H80ZM126 98H127V96H126ZM159 98V97H158ZM157 98V99H158ZM173 98H175V97H173ZM230 98H231V96H230ZM11 99V98H10ZM9 98H8V100H10ZM16 98H14V100H15ZM49 99V98H48ZM93 99V98H92ZM162 99L163 100H165L163 97H162ZM169 99V98H168ZM177 99H180V98H177ZM194 99V98H193ZM196 99H198V98H196ZM215 99V98H214ZM13 100V99H12ZM18 100V99H17ZM21 100V99H20ZM20 100L18 101V102H20ZM24 100V99H23ZM27 100V99H26ZM38 100H39V102L41 101L40 100V98H38ZM38 100H37V102H38ZM69 100V99H68ZM154 100V99H153ZM176 100V99H175ZM174 100V101H175ZM187 100V99H186ZM195 100V99H194ZM233 100V99H232ZM35 101V100H34ZM92 101H94V100H92ZM162 101V100H161ZM199 101V100H198ZM235 101V100H234ZM14 102H16V101H14ZM44 102H46V101H44ZM143 102V101H142ZM165 102V101H164ZM182 102V101H181ZM204 106H203V108H204V110H205V107L208 109V108H210V109H213L214 110V112H215V115H216V117L215 118H210V119H205L204 120V123H202V124H204V126H205V130L206 131H208V134L206 133V135H204L205 136V139L206 140H210L212 137H210V134L209 133H211V132H213V131H215V132H218L219 131V123H220V118H223L222 119V121H223V123L225 122V123H227L226 125L229 127L230 125H232V128H233V125H236L237 123H240V122H243L244 123V121L246 122V120L244 119H242L243 121H238L236 124L234 123L235 121L233 120V122L231 121L232 119H230L229 117H231V112L233 111L231 108H232V106L231 105H220V104H218V103H216L215 101H213L212 100V98H211V96L209 95V96H206L205 97V100H204ZM1 103V102H0ZM5 103V102H4ZM12 103V102H11ZM93 103V102H92ZM91 103V104H92ZM117 103V102H116ZM123 103V102H122ZM154 103V102H153ZM157 103V102H156ZM188 103V102H187ZM3 104V103H2ZM14 104V103H13ZM38 104V103H37ZM41 104H42V102H41ZM40 104V105H41ZM94 104V103H93ZM92 104V105H93ZM158 104V103H157ZM160 104H161V110L160 111H163L164 113H165V117L167 118V116H168V110L166 109V105H164L163 104V102L161 103L160 102ZM177 104V103H176ZM234 104V103H233ZM15 105V104H14ZM39 105V106H40ZM51 105V104H50ZM77 105V104H76ZM86 105H88V104H86ZM80 106V105H79ZM91 106V105H90ZM173 106V105H172ZM201 106V105H200ZM240 106V105H239ZM4 107V106H3ZM7 107V106H6ZM5 107V108H6ZM36 107V106H35ZM35 107H34V104H32V103H29V102H23V104H21V108H22V111L24 110L25 112L27 111V112H29L30 113V111H33L34 109H35ZM42 106H40V108H41ZM45 107V106H44ZM43 107V109H45ZM52 107V106H51ZM149 107V106H148ZM202 107V106H201ZM8 108H9V106H8ZM39 108V109H40ZM91 108H92V106H91ZM153 108V107H152ZM151 108V109H152ZM175 108V107H174ZM187 108V107H186ZM190 108V107H189ZM241 108V107H240ZM42 109V110H43ZM160 109V108H159ZM175 109H179V108H175ZM184 109V108H183ZM188 109V108H187ZM191 109V108H190ZM201 109V108H200ZM235 109V108H234ZM12 110V109H11ZM52 110V109H51ZM94 110V109H93ZM186 110V109H185ZM212 110V111H213ZM14 112L13 113H15V110H13ZM44 111V110H43ZM170 111V110H169ZM193 111V110H192ZM202 111V110H201ZM211 111V110H210ZM54 112V111H53ZM76 112V111H75ZM90 112V111H89ZM92 112V111H91ZM150 112V111H149ZM175 113H176V111H174ZM178 112V111H177ZM188 112H191V111H189V109H188ZM194 112H195V110H194ZM1 113H3V112H1ZM17 113V112H16ZM15 113V114H16ZM24 113V112H23ZM33 113V112H32ZM35 113V112H34ZM36 113H38V114H40L39 112H37L36 111ZM44 113V112H43ZM48 113V112H47ZM93 113V112H92ZM171 113V112H170ZM185 112H181V114H182V118H183V114H184ZM191 113H193V112H191ZM190 113V114H191ZM242 113V112H241ZM4 114V113H3ZM11 114V113H10ZM53 114V113H52ZM125 114V113H124ZM177 114V113H176ZM205 114V113H204ZM2 115V114H1ZM17 115V114H16ZM26 115V114H25ZM29 116H30V114H28ZM36 115V114H35ZM49 115V114H48ZM48 115H44V116H48ZM56 115V114H55ZM90 115V114H89ZM122 115V114H121ZM167 115V116H166ZM192 115V114H191ZM195 115V114H194ZM245 115V114H244ZM18 116H20V114L18 115ZM17 116V117H18ZM31 116H32V114H31ZM34 116V115H33ZM36 116H38V115H36ZM43 116V115H42ZM42 116H40V117H42ZM170 116V115H169ZM168 116V117H169ZM175 116V115H174ZM186 117L188 116V115H185ZM193 116V115H192ZM205 116V115H204ZM10 117V116H9ZM26 117V116H25ZM95 117V116H94ZM122 117V116H121ZM144 117H145V115H144ZM160 117H162V115L160 116ZM203 117V116H202ZM20 118L22 119V117L20 116ZM24 118V117H23ZM28 118V117H27ZM37 118V117H36ZM47 118V117H46ZM54 118V117H53ZM127 118V117H126ZM146 118V117H145ZM158 118V117H157ZM172 118V117H171ZM190 118H194V117H190ZM188 119V117H187V119L188 120H191V119ZM227 119V122H226V119ZM233 118V117H232ZM55 119V118H54ZM53 119V120H54ZM98 119V118H97ZM96 119V120H97ZM153 119H155V118H153ZM161 119V118H160ZM163 119H165V118H163ZM169 119V118H168ZM174 119H175V121H176V119L177 118H175L174 117ZM186 119V118H185ZM195 119V118H194ZM15 120H17V118L15 119ZM20 120V119H19ZM32 120H34V118L32 119ZM41 120H43V119H41ZM101 120V119H100ZM172 120H173V118L171 119V121L169 120V122H172ZM182 120V119H181ZM180 120V121H181ZM199 120V119H198ZM201 120V119H200ZM238 120V119H237ZM22 121H26V120H22ZM29 121L31 122V117H29ZM38 122H39V120H37ZM37 121L35 122V124L37 123ZM57 121V120H56ZM55 121V122H56ZM94 121V120H93ZM165 121L167 122V119H165V120H163V122L162 123H160V124H165ZM174 121V120H173ZM221 121V122H222ZM3 122H5V121H3ZM7 122V121H6ZM5 122V124H7ZM13 122H14V120H13ZM16 122V121H15ZM34 122V121H33ZM46 124H45V129H48V130H45L46 132L47 131H49L50 129L51 130H53L52 128H53V126L51 127V125H49V122L47 123V120L46 121H44ZM73 123H74V121H72ZM40 123V122H39ZM41 123H42V121H41ZM51 123V122H50ZM57 123V122H56ZM55 123V124H56ZM100 123V122H99ZM157 123H158V119H157V122H156V120H151V126L156 130L157 129V126H159V128H160V126L161 125H157ZM176 123V122H175ZM174 123V124H175ZM15 124H17V123H15ZM18 124H19V122H18ZM22 124V123H21ZM97 122L95 123V121H94V124L93 125H96L97 126ZM102 123H100V125H101ZM168 124H170V123H168ZM188 124V123H187ZM198 124V123H197ZM11 125H12V123H11ZM11 125H9V126H11ZM28 125H29V122H25L22 126H25V127H28ZM37 125H38V123H37ZM42 125V124H41ZM99 125V129H101L102 130V128H101V126ZM105 125V124H104ZM184 125H185V122H184ZM221 125H222V123H221ZM224 125V124H223ZM1 126V125H0ZM31 126V125H30ZM95 126V127H96ZM132 126H133V122H132ZM163 126V125H162ZM185 126H188V125H185ZM190 126V125H189ZM4 127V126H3ZM13 127H15V126H13ZM12 127V128H13ZM38 128V126H35V128ZM43 127H44V125H43ZM128 127V126H127ZM195 127V126H194ZM193 127V128H194ZM199 127H200V125H199ZM198 127V128H199ZM201 127H202V125H201ZM225 127V126H224ZM223 127V128H224ZM5 128V127H4ZM19 127H17V129H18ZM98 128V127H97ZM129 128H131V127H129ZM134 128H135V126H134ZM152 128V129H153ZM158 128V129H159ZM164 128V127H163ZM226 128V127H225ZM6 129V128H5ZM28 129H29V127H28ZM96 129V128H95ZM165 129V128H164ZM21 130V129H20ZM38 130V129H37ZM60 130H61V128H60ZM100 130V131H101ZM106 130V129H105ZM184 130V129H183ZM197 130V129H196ZM4 131V130H3ZM23 131V130H22ZM32 132H34L33 130H31ZM30 129H29V131H28V133L30 134ZM41 131V130H40ZM54 131V130H53ZM52 131V132H53ZM59 131V130H58ZM198 131V130H197ZM197 131H196V133H197ZM25 132V131H24ZM51 132V131H50ZM50 132H48V133H50ZM52 132L50 133V134H52ZM62 132V131H61ZM64 132H66V131H64ZM155 132V131H154ZM164 132V131H163ZM200 132V131H199ZM204 132V131H203ZM245 132V131H244ZM247 132L249 133V139H250V145L248 146V147H250L251 149H252V151H253V156L255 157V158H257V160L258 161H260V164H261V166L263 165L264 166V142H263V144H261V142L263 141L262 140V138H261V142H259L258 141V139L255 137V136H257L256 135V130H253V129H248L247 128ZM2 134H0L1 136H4L3 135V132H1ZM6 133V132H5ZM23 133V132H22ZM28 133H26V134H28ZM45 133V132H44ZM55 133V132H54ZM53 133V134H54ZM81 133V132H80ZM166 133V132H165ZM182 133V132H181ZM6 134H8V133H6ZM11 134V133H10ZM9 134V135H10ZM25 134V135H26ZM49 134V135H50ZM100 134V133H99ZM102 134V133H101ZM132 134V133H131ZM45 135H47V137H48V134H43V136H45ZM67 135V134H66ZM133 135V134H132ZM135 135V134H134ZM142 135V134H141ZM191 135V133L189 134V136ZM199 135V134H198ZM11 136H12V134H11ZM15 136V135H14ZM30 136V135H29ZM33 136V135H32ZM53 136V135H52ZM192 136H193V134H192ZM230 136V135H229ZM259 136V135H258ZM6 137V136H5ZM5 137L4 138H2V139H5ZM8 137H10V136H8ZM18 137V136H17ZM16 137V138H17ZM37 137V136H36ZM46 137V138H47ZM69 137V136H68ZM194 137V136H193ZM193 137H190L191 139L193 138ZM199 137H201V136H199ZM246 137H247V134H246ZM247 137V138H248ZM1 138V137H0ZM27 138V137H26ZM51 138V137H50ZM56 138V137H55ZM58 138V137H57ZM104 138V137H103ZM136 138V137H135ZM152 138V137H151ZM173 138V137H172ZM181 138V137H180ZM231 138V137H230ZM233 138V137H232ZM231 138V139H232ZM243 138H245V137H243ZM2 139H0L1 141H2ZM13 138H11V140H12ZM30 139V138H29ZM36 139V138H35ZM83 139V138H82ZM130 139H132V138H130ZM171 139V138H170ZM193 139H195V138H193ZM193 139H192V141H193ZM204 139V138H203ZM202 139V140H203ZM218 139V138H217ZM227 139H228V137H227ZM8 140V139H7ZM7 140H6V142H7ZM10 140V139H9ZM14 140L16 141V139L14 138ZM20 140V139H19ZM31 140V139H30ZM30 140H29V142H30ZM52 140H54V138H52ZM57 140V139H56ZM60 140V139H59ZM65 140H67V139H65ZM197 140H199V138L197 137V139H196V141ZM214 140V137H213V139L210 141V143L212 142ZM216 140V139H215ZM230 140V139H229ZM49 141V140H48ZM61 142H62V140H60ZM111 141H113V140H111ZM128 141V140H127ZM134 141V140H133ZM157 141V140H156ZM176 141V140H175ZM191 141V140H190ZM208 141H206V142H208ZM218 141H219V139H218ZM221 141V140H220ZM236 141L237 140H233V142L231 143V144H227L226 142H222V143H220V142H218L217 144H216V146H215V148H213V150H214V152H216L217 151V153H213V150H212V148L211 147H213L211 144L213 143H211L210 145H211V150H212V152H211V154L212 155H214V158H213V161L215 160V154H216V156L217 155H220L221 157L220 158H224V160H223V164H224V166H225V170H223L221 173H222V175H221V177H225V179H227V181H229L230 179H233L234 177H233V175H235L234 174V172H235V170L231 167V165L233 164V160L236 158V157H238L239 159H242V160H240V164H239V166L241 165V163H242V166H240L239 168H238V171H239V175H242L241 174V172H244L245 170H244V168H246L245 166H246V164L247 165H249L248 164V161L247 160H245L246 159V156H245V154H243V152L242 153H240V151L239 152H236V151H234V150H232V149H235V148H239L240 147V145L239 144H237L236 143ZM5 142V141H4ZM10 142V141H9ZM20 142H21V140H20ZM32 142V141H31ZM36 142H38V140L36 141ZM39 142H40V144L42 145L43 143H46L45 142V139L43 138V137H41L40 139H39ZM57 142H59V141H57ZM69 142V141H68ZM130 142V141H129ZM162 142V141H161ZM201 142V141H200ZM238 142V141H237ZM2 142H0V144H1ZM22 143V142H21ZM73 143H74V141H73ZM118 143V142H117ZM165 143H167V142H164L163 144H165ZM177 143V142H176ZM10 143H6V145H9ZM30 145H31V143H29ZM33 144V143H32ZM39 144V143H38ZM38 144H37V146H38ZM57 144H59V143H57ZM67 144V143H66ZM126 144V143H125ZM136 144V143H135ZM155 144V143H154ZM215 144V143H214ZM4 145V144H3ZM3 145L1 146V147H3ZM25 145V144H24ZM41 145H39V147H38V149L41 147H43V146H41ZM45 145V144H44ZM51 144H49L48 146H50ZM54 145V144H53ZM52 145V146H53ZM121 145V144H120ZM170 145H173V144H170ZM196 145V144H195ZM199 145V144H198ZM11 146V145H10ZM17 146V145H16ZM20 146V145H19ZM33 146V145H32ZM63 146V145H62ZM67 146V145H66ZM69 146V145H68ZM117 146V145H116ZM176 146V145H175ZM174 145L172 146V147H174V149L176 148ZM193 146V145H192ZM202 146V145H201ZM12 147V146H11ZM35 147V146H34ZM65 147V146H64ZM118 147V146H117ZM138 147V146H137ZM191 147V146H190ZM199 148V146H195V147H193L194 148V150H195V148ZM234 147V148H233ZM244 147V146H243ZM4 148H5V146H4ZM9 148V147H8ZM8 148H6V149H8ZM15 148V147H14ZM24 148L25 147H23V150H24ZM40 148V149H41ZM44 148L45 147H43V149H42V151L44 150ZM54 148V147H53ZM56 148V147H55ZM93 148H95V147H93ZM155 148V147H154ZM189 148V147H188ZM203 148V147H202ZM209 148V147H208ZM249 148V149H250ZM18 149V148H17ZM20 149V148H19ZM26 149H29V148H26ZM25 149V150H26ZM39 149V150H40ZM66 149V148H65ZM75 149V148H74ZM117 149V148H116ZM139 148H137V150H138ZM144 149V155H147L148 156V152H147V150H146V148H143ZM215 149H216V151H215ZM248 149V150H249ZM35 150H37V149H35ZM45 150H46V152H48V150L50 151V147L48 148L47 147V149L45 148ZM53 150V149H52ZM118 150V149H117ZM131 150V149H130ZM171 150H173V149H171ZM176 150V149H175ZM184 150H185V148H184ZM190 150H192V149H190ZM210 150V149H209ZM210 150V151H211ZM1 151V150H0ZM5 151V150H4ZM16 151V150H15ZM19 151H21V149L19 150ZM41 151V152H42ZM68 151V150H67ZM70 152H71V150H69ZM91 151V150H90ZM132 151V150H131ZM196 151V150H195ZM198 151V150H197ZM199 151H200V148H199ZM198 151V152H199ZM209 151V152H210ZM242 151V150H241ZM2 152V151H1ZM5 152H7V151H5ZM14 152V151H13ZM18 152V151H17ZM23 152V151H22ZM26 152V151H25ZM31 152V151H30ZM45 152V153H46ZM55 152H57L56 151V149H55ZM62 152H63V150H62ZM78 152V151H77ZM98 152V151H97ZM96 152V153H97ZM120 152V151H119ZM132 152H134V151H132ZM140 152V151H139ZM142 152V151H141ZM174 152V151H173ZM183 151H181L180 152V154L182 153ZM203 152V151H202ZM33 153V152H32ZM59 153V152H58ZM58 153H56V154H58ZM65 153H66V151H65ZM114 153H115V151H114ZM121 153V152H120ZM137 153V152H136ZM170 153H172L171 151H170ZM169 153V154H170ZM192 153V152H191ZM190 153V154H191ZM194 153H196V152H194ZM251 153V152H250ZM6 154V153H5ZM7 154H8V152H7ZM42 154V153H41ZM47 154V153H46ZM67 154V153H66ZM73 154V153H72ZM129 154V152L128 151H126V153L124 154L125 156H127ZM133 154V153H132ZM176 154V153H175ZM197 154V153H196ZM195 154V155H196ZM4 155V154H3ZM28 155L29 154H27V157H28ZM32 155V154H31ZM55 155V154H54ZM60 155H61V153H60ZM59 155V156H60ZM65 155V154H64ZM68 155V154H67ZM66 155V156H67ZM75 155V154H74ZM139 155V154H138ZM172 155H174V154H172ZM171 154H170V156H172ZM199 155V154H198ZM209 155V154H208ZM207 155V156H208ZM4 156H7V155H4ZM20 156V155H19ZM24 156H26V155H24ZM48 156H49V154H48ZM64 157L63 155H62V159L64 160V162H65V160L67 159V157ZM69 156V155H68ZM76 156V155H75ZM75 156H73V159H76V158H74ZM136 157L134 158V156H133V158L134 159H130L131 161H130V163H128L127 165H126V167L125 168H127V170L128 171H130V169H132V171H135V172H137V170H138V166H139V164H140V159H142V160H145V159H143V158H140L139 156H141V155H139V156H137V154L135 155ZM169 156V157H170ZM192 156H194V155H192ZM197 156V155H196ZM211 156V155H210ZM7 157H9L10 158V154H9V156H7ZM11 157H13V156H11ZM21 157V156H20ZM19 157V158H20ZM81 157V156H80ZM108 157V156H107ZM198 157V156H197ZM204 157V156H203ZM29 158V157H28ZM32 158V157H31ZM54 158V157H53ZM52 158V159H53ZM66 158V159H65ZM147 158V157H146ZM171 158V157H170ZM199 158H200V155H199ZM238 158H236V160H238ZM48 159V158H47ZM50 159V158H49ZM51 159V160H52ZM172 159V158H171ZM182 159H183V157H182ZM195 159V161L194 162H197L196 161V158H194ZM201 159V158H200ZM199 159V160H200ZM204 159V158H203ZM211 159V158H210ZM217 159V158H216ZM219 159V158H218ZM217 159V160H218ZM26 160V159H25ZM57 161L58 159H57V157H56V159L54 158L52 161ZM68 160V162H69V160L70 159H67ZM77 160V159H76ZM75 160V161H76ZM165 160V159H164ZM191 160H192V158H191ZM232 160V161H231ZM256 160V159H255ZM9 161V160H8ZM12 161V160H11ZM24 161V160H23ZM22 161V162H23ZM33 161V160H32ZM55 161H54V163H55ZM84 161V160H83ZM96 161V160H95ZM170 161V160H169ZM201 161V160H200ZM203 161H205V159L203 160ZM219 161H220V159H219ZM37 162V161H36ZM58 162V161H57ZM71 162V161H70ZM77 162H78V160H77ZM85 162V161H84ZM83 162V163H84ZM100 162V161H99ZM171 162H173V161H171ZM170 162V165L172 164H175V163H171ZM193 162V163H194ZM19 163V162H18ZM21 163V162H20ZM43 163V162H42ZM41 163V164H42ZM50 163V162H49ZM49 163H48V165H49ZM53 163V162H52ZM79 163V162H78ZM77 163V164H78ZM94 163V162H93ZM98 163V162H97ZM104 163V162H103ZM146 163V162H145ZM200 162H198V164L197 165H200L199 164ZM206 163V162H205ZM204 163V164H205ZM207 163L209 164V165H212L211 164V162H208V160H207ZM26 164H27V166H28V163L26 162ZM45 164H46V162H45ZM57 164V163H56ZM71 164H73L72 162L70 163V165ZM81 164V163H80ZM79 164V165H80ZM95 164V163H94ZM99 164V163H98ZM120 164H121V161H120ZM163 164H164V162H163ZM196 164V163H195ZM256 164V163H255ZM22 165H25V161H24V164H22ZM30 165V164H29ZM48 165H47V167H48ZM55 164H53V166H54ZM59 165H61V164H59ZM107 165V164H106ZM122 165V164H121ZM146 165V164H145ZM172 165H171V167H172ZM181 165H185V164H181ZM181 165H179V166H181ZM193 165V164H192ZM191 165V166H192ZM15 166V165H14ZM19 166H20V164H19ZM35 166V165H34ZM43 166V165H42ZM51 166H52V164H51ZM56 166H58V165H56ZM89 166V165H88ZM164 166V165H163ZM194 166V165H193ZM203 166V165H202ZM202 166H200L201 168H202ZM260 166V167H261ZM40 168H41V165L39 166ZM38 167V168H39ZM80 167V166H79ZM82 167V166H81ZM80 167V168H81ZM175 167V165L172 167V168H174ZM184 167V166H183ZM211 167V166H210ZM209 167V168H210ZM217 166H215V168H216ZM221 167H222V165H221ZM252 167V166H251ZM42 168H44L45 169V167H42ZM58 168V167H57ZM57 168L55 169V170H57ZM75 168V167H74ZM90 168V167H89ZM88 168V169H89ZM102 168V167H101ZM103 168H105V167H103ZM194 168V167H193ZM192 168V169H193ZM203 168H204V166H203ZM14 169H15V167H14ZM20 169V168H19ZM26 169V168H25ZM30 169V168H29ZM43 169V170H44ZM59 170L58 171H56V174L55 175H57V176H59V174L60 175H62V174H70V173H72V169L70 168V167H68V165H65L64 167H63V165H62V168H58ZM82 169V168H81ZM94 169V168H93ZM106 169V168H105ZM122 169V168H121ZM168 169H170V168H168ZM176 169V168H175ZM185 169H187L186 167L185 168H183V170H185ZM190 169H191V167H190ZM205 169V168H204ZM203 169V170H204ZM248 169V168H247ZM261 169V168H260ZM10 170H12L11 168H10ZM10 170H8V172L10 171ZM17 170V169H16ZM23 170V169H22ZM91 170V169H90ZM139 170H141V169H139ZM145 170H146V166H145ZM183 170H181L180 169V167H179V170L178 171H183ZM210 170H211V168H210ZM217 172H218V170H217V168L215 169ZM222 170V169H221ZM249 170V169H248ZM251 170V169H250ZM40 171V170H39ZM172 172H173V170H171ZM175 171V170H174ZM192 171V170H191ZM194 171V170H193ZM193 171H192V174H193V176L195 175L194 173H193ZM199 171H202V170H200L199 169ZM11 172V171H10ZM13 173H12V175L14 174V171H12ZM21 172H23V171H21ZM27 172H28V170H27ZM41 172H42V170H41ZM75 172H77V171H75V170H73V173H75ZM80 172V171H79ZM123 172H124V170H123ZM146 172V171H145ZM169 172V171H168ZM171 172V173H172ZM186 172V171H185ZM184 172V173H185ZM188 172V171H187ZM186 172V173H187ZM197 172H198V170H197ZM208 172H210L211 173V171H209L208 170ZM215 172V171H214ZM212 172V174H214V177H213V175L211 174H208V176L206 175H204V177H205V180H203L202 178H201V182L202 181H205V182H207V180H213L214 181V179L215 178H217L216 177V175H215V173H217V172ZM253 172V171H252ZM251 172V173H252ZM49 173V172H48ZM62 173V174H61ZM72 173V174H73ZM86 173V172H85ZM96 173V172H95ZM127 173V172H126ZM138 173V172H137ZM140 173V172H139ZM144 173V172H143ZM149 173V172H148ZM178 173H180V172H178ZM184 173H182V174H184ZM199 173V172H198ZM206 173V172H205ZM248 173V172H247ZM16 174L17 173H15V176H16ZM19 174V173H18ZM39 174V173H38ZM46 174V173H45ZM77 174H78V172H77ZM102 174H103V172H102ZM101 174V175H102ZM106 174V173H105ZM134 174V173H133ZM136 174V173H135ZM169 174V173H168ZM182 174H180L179 176L180 177H182ZM191 174V173H190ZM201 174V173H200ZM203 174V173H202ZM201 174V175H202ZM218 174V173H217ZM250 174V173H249ZM253 174V173H252ZM252 174H250V175H252ZM46 175H48V174H46ZM45 175V178L47 177V179H48V176H50V175H48V176H46ZM87 175V174H86ZM96 175V174H95ZM104 175V174H103ZM107 175V174H106ZM126 175V174H125ZM138 175V174H137ZM143 175H145V174H143ZM187 175H188V173H187ZM187 175H186V177H187ZM249 175V176H250ZM256 175H258V174H256ZM9 176V175H8ZM11 176V175H10ZM14 176V175H13ZM24 176V175H23ZM44 176V175H43ZM153 176H155V175H153ZM174 176V175H173ZM177 176H178V174H177ZM178 176V180L180 179V177ZM198 176H200L199 174H198ZM217 176H219V175H217ZM254 176V175H253ZM27 177H28V175H27ZM40 177V176H39ZM51 177V176H50ZM49 177V178H50ZM62 177V176H61ZM68 176H66L65 178H67ZM76 177H78L79 178V174H78V176H76ZM76 177L75 178H73L74 180H76ZM84 177V176H83ZM103 177V176H102ZM101 177V178H102ZM133 177V176H132ZM195 178H196V176H194ZM220 177V176H219ZM218 177V178H219ZM220 177V178H221ZM243 177V176H242ZM252 177V176H251ZM259 177V176H258ZM15 178V177H14ZM18 178V177H17ZM16 178V180H18ZM43 178V177H42ZM59 178V177H58ZM64 178V177H63ZM62 178V179H63ZM70 178H72V177H70ZM70 178H69V182H70ZM129 179L131 178V177H128ZM169 178V177H168ZM246 178L248 179V177L246 176ZM50 179H52V177L50 178ZM54 179V178H53ZM73 179H72V182H73ZM80 180H81V178H79ZM83 179V178H82ZM85 179H88L87 178V176H86V178ZM95 179V178H94ZM132 179V178H131ZM135 179V178H134ZM154 179H156V178H154ZM159 179V178H158ZM162 179V178H161ZM174 179V178H173ZM172 179V180H173ZM176 179V178H175ZM199 179H200V177H199ZM207 179V180H206ZM243 179H245V178H243ZM253 179V178H252ZM56 180H58V179H56ZM64 180V179H63ZM67 180V179H66ZM89 180V179H88ZM160 180V179H159ZM167 180H169V179H167ZM181 180V179H180ZM179 180V181H180ZM183 180V179H182ZM184 180H186V178L184 179ZM183 180V181H184ZM234 180V179H233ZM237 181H239V178H237L236 179ZM78 181V180H77ZM126 181V180H125ZM129 181V180H128ZM133 181V180H132ZM178 181V182H179ZM187 181V180H186ZM191 181H192V179H191ZM221 182H223V179L222 180H220ZM219 181V182H220ZM231 181V180H230ZM248 181V180H247ZM252 181H254V180H252ZM262 180H260V182H261ZM24 182H26V180L24 181ZM59 182V181H58ZM57 182V183H58ZM76 182V181H75ZM74 182V183H75ZM79 182V181H78ZM81 182H83V181H81ZM124 182V181H123ZM145 182V181H144ZM161 182V183H160ZM159 183L160 184H164L163 186H165V183L164 182H162V181H160ZM174 182V181H173ZM177 182V186L178 185H180V183H178ZM181 182V181H180ZM205 182H204V184H205ZM216 182V181H215ZM214 182V183H215ZM263 182V181H262ZM27 183V182H26ZM25 183V184H26ZM71 183V182H70ZM88 183H90V181L89 182H87V184ZM108 183V182H107ZM114 183V182H113ZM127 183V182H126ZM140 183V182H139ZM138 183V184H139ZM146 183V182H145ZM152 183V182H151ZM176 183V182H175ZM203 183V182H202ZM211 183H213L212 181H211ZM210 183V184H211ZM213 183V184H214ZM224 183V182H223ZM222 183V184H223ZM228 183V182H227ZM236 183V182H235ZM239 183V182H238ZM253 182H251V184H252ZM43 184H44V181H43ZM63 184V182H61V185ZM75 184H78V183H75ZM84 184H85V182L83 183V186H84ZM149 184V183H148ZM181 184H183V182L181 183ZM216 184H218V183H216ZM226 184V183H225ZM246 184V183H245ZM250 183H249V181H248V184H246V186H249V185H251ZM254 184V183H253ZM257 184V183H256ZM264 184V183H263ZM52 185H54V184H52ZM51 185V186H52ZM65 185V184H64ZM64 185H63V187H64ZM74 185V184H73ZM72 185V183H71V186H73ZM89 185V184H88ZM140 185V184H139ZM153 185H155V181H154V184ZM200 185V184H199ZM203 185V184H202ZM227 185V184H226ZM229 185V184H228ZM231 185V184H230ZM234 185V184H233ZM237 185V184H236ZM242 185H243V183H242ZM262 185V184H261ZM49 186V185H48ZM58 186V185H57ZM69 186V185H68ZM70 186V187H71ZM79 186V185H78ZM78 186H76L75 185V188L76 189H78ZM92 186V185H91ZM111 186V185H110ZM132 186V185H131ZM148 186V185H147ZM156 186V185H155ZM174 185H172V187H173ZM182 186V185H181ZM180 186V187H181ZM185 186H187L186 185V182H185ZM183 187L182 186V188L184 189V188H186V187ZM189 186V185H188ZM187 186V187H188ZM205 186V185H204ZM215 186V185H214ZM238 186V185H237ZM243 186H245V185H243ZM257 186H258V184H257ZM34 187V186H33ZM39 187H41V186H39ZM54 187V186H53ZM52 187V188H53ZM144 187V186H143ZM154 187V186H153ZM166 187V186H165ZM180 187H178V189H179V191L182 189V188H180ZM189 187H191V186H189ZM200 187V186H199ZM203 187V186H202ZM209 187V186H208ZM210 187H211V185H210ZM217 187V186H216ZM234 187V186H233ZM251 188H252V185L250 186ZM263 187V186H262ZM35 188V187H34ZM37 188V187H36ZM44 188V187H43ZM48 188V187H47ZM60 188V187H59ZM91 188V187H90ZM93 188V187H92ZM138 188V187H137ZM156 188H159V187H156ZM161 188H163V187H161ZM174 188V187H173ZM173 188H172V191H173ZM177 188V187H176ZM197 188V189H196ZM205 188V187H204ZM245 188V187H244ZM249 187H247V189H248ZM257 188V187H256ZM32 189V188H31ZM38 189V188H37ZM40 189V188H39ZM45 189H46V187H45ZM51 189V188H50ZM55 189V188H54ZM54 189H53V191H54ZM66 189V188H65ZM68 189H69V187H68ZM72 189H73V187H72ZM83 189V188H82ZM94 189V188H93ZM145 189V188H144ZM149 189V188H148ZM160 189V188H159ZM175 189V188H174ZM182 189V190H183ZM206 189V188H205ZM233 189V188H232ZM246 189V190H247ZM36 190V189H35ZM55 190H58L57 189V187H56V189ZM74 190V189H73ZM73 190H71L72 191V193H73ZM85 190V189H84ZM87 190V189H86ZM138 190V189H137ZM153 190V189H152ZM151 190V191H152ZM162 191L161 192H163L164 190L163 189H161ZM187 189H185V191H186ZM196 190H198V187H195V191ZM231 190V189H230ZM251 190V189H250ZM60 191H62V190H60ZM60 191H56V193H59V195L61 196V193H60ZM63 191H64V189H63ZM62 191V192H63ZM75 191V190H74ZM88 191V190H87ZM86 191V192H87ZM143 191V190H142ZM166 191V190H165ZM164 191V192H165ZM184 191V192H185ZM193 191H194V189H193ZM194 191V192H195ZM202 191H204L203 189H202ZM208 191V190H207ZM215 191H217V190H215ZM220 191V190H219ZM50 192H52V189L50 190ZM68 192V190L66 191V193ZM78 192H82V191H79L78 190ZM93 192V191H92ZM150 192V191H149ZM153 192V191H152ZM154 192H157V191H154ZM153 192V193H154ZM159 192V191H158ZM193 192V193H194ZM198 192V191H197ZM250 192V191H249ZM254 193V191L252 190L251 191V193ZM261 192V191H260ZM55 193V194H56ZM64 193H65V191H64ZM75 193H77V190H76V192ZM88 193H89V191H88ZM148 193V192H147ZM189 193V192H188ZM188 193L186 192L185 194H186V197H187V195H188ZM196 193V192H195ZM207 193V192H206ZM222 193V192H221ZM224 193V192H223ZM41 194V193H40ZM49 194V193H48ZM69 194H71V193H69ZM68 194V195H69ZM78 194H80V193H78ZM91 194V193H90ZM90 194H88L87 196H89ZM97 194V193H96ZM140 194V193H139ZM145 194V193H144ZM161 194H163V193H161ZM184 194V193H183ZM199 194V193H198ZM204 194V193H203ZM243 194V193H242ZM33 195V194H32ZM64 195V194H63ZM66 195V194H65ZM68 195H66L65 197H67ZM75 195V194H74ZM95 195V194H94ZM134 195V194H133ZM146 195V194H145ZM153 195V194H152ZM160 195V194H159ZM191 195V194H190ZM209 195H211L210 193H209ZM218 195V194H217ZM232 195V194H231ZM236 195H238V194H236ZM41 196H43V194L41 195ZM40 196V197H41ZM46 196V195H45ZM44 196V197H45ZM57 196V195H56ZM76 196H78V195H76ZM75 196V197H76ZM79 196H81V194L79 195ZM78 196V197H79ZM136 196V195H135ZM140 196V195H139ZM143 196V195H142ZM141 196V197H142ZM157 196V195H156ZM156 196H154V197H156ZM199 196V195H198ZM204 196H206V195H204ZM204 196L202 197V195H201V199H202V201H203V198H204ZM208 196V195H207ZM207 196L205 197L206 199H207ZM219 196V195H218ZM238 196H240V195H238ZM246 196V195H245ZM248 196V195H247ZM251 196H252V194H251ZM47 198H48V196H46ZM45 197V198H46ZM62 197V196H61ZM70 197H73V195L71 196L70 195ZM83 197V196H82ZM91 197V196H90ZM138 197V196H137ZM153 197V196H152ZM152 197H151V199H152ZM159 197V196H158ZM185 197V196H184ZM184 197H183V195H182V192L181 193H179V192H177L176 190H174V192H169L168 194L166 193V196H165V204L163 203V205H165L164 206V208H163V212L164 213H167L168 212V215H169V213L171 214L172 213V215H173V212H170L171 211V207L173 208V206L172 205H174V203H176L177 204V207H178V205H179V207H181V206H183V209L182 208H180V209H182V210H184V204L185 203H182L183 201H185L184 200ZM190 197H192V196H190ZM227 197V196H226ZM42 199H43V197H41ZM62 198H64V196L62 197ZM92 198V197H91ZM96 198V197H95ZM163 198H164V196H163ZM163 198H162V201H163ZM215 198V197H214ZM243 198H245L244 196H243ZM66 199V198H65ZM97 199V198H96ZM138 199V198H137ZM186 199V198H185ZM188 199V198H187ZM197 198H195V200H196ZM249 199V198H248ZM248 199H246V200H248ZM82 200V201H81ZM86 200V201H85ZM80 199V201H79V204L80 205H89V203L87 202V199ZM88 200H90V199H88ZM93 200V199H92ZM192 200V199H191ZM209 200V199H208ZM208 200H206L207 202H208ZM234 200H235V198H234ZM238 200H239V198H238ZM64 201V200H63ZM147 201H149V200H147ZM151 201V200H150ZM160 201V200H159ZM198 201V200H197ZM196 201V202H197ZM243 202L245 201V200H242ZM241 201V202H242ZM248 201H250V208L249 209H247L246 211L248 212V216H249V219L251 220H248L249 221V223L250 224H248V231H247V235H249V237H250V241H249V243H247V247H246V245L244 244V246H241V248H240V253H241V257H240V260H237V259H235L233 262H231V261H229L228 260V263L227 264H264V260H262V259H260L259 258V256H264V192L261 194V196H257V195H255L254 194V197H251V200H248ZM42 202H45V200L44 201H42ZM58 202V201H57ZM56 202V203H57ZM65 202H67V204H68V201H65ZM73 202V201H72ZM88 204H87V203ZM93 202V201H92ZM156 202V201H155ZM199 202V201H198ZM204 202V201H203ZM203 202H202V204H203ZM207 202H206V204H207ZM247 202V201H246ZM245 202V203H246ZM64 203V202H63ZM62 203V205L65 207V206H68V205H65V203L63 204ZM74 203V202H73ZM161 203V202H160ZM191 203V202H190ZM193 203V202H192ZM238 203V202H237ZM46 204V203H45ZM76 204V203H75ZM78 204V203H77ZM95 204V203H94ZM148 204V203H147ZM150 204V203H149ZM47 205V204H46ZM48 205H49V203H48ZM58 205H59V203H58ZM57 205V207L58 208H60L59 206ZM70 205H71V203H70ZM69 205V206H70ZM79 205V206H80ZM92 205H93V203H92ZM96 205V204H95ZM95 205H93V206H95ZM241 205V204H240ZM249 205V204H248ZM247 205V206H248ZM24 206V205H23ZM53 206H55V205H53ZM78 206V205H77ZM93 206H89V207H87L88 209H91V212H89V214H87V213H85V211H84V208H83V210H81V212H80V219L78 218V219H76V220H80V222H81V224H82V226H86V224L87 225H89V226H91V228H92V234L91 235H94V237L96 236L97 237V239L99 240V241H101L102 240V236H104L103 235V233H105V237L106 236H108L109 238H107V239H109V240H111V239H113L112 237H111V235H109V232H108V234L106 233L107 231H104V232H101L103 229L105 230V228H103V229H101L100 230V228H101V221L99 220V218H100V216H98L99 214V210L98 211H94V209L96 208V206H95V208L92 210V207ZM150 206H152L151 204H150ZM149 206V209L151 208ZM155 206V205H154ZM187 206V205H186ZM189 206V205H188ZM194 206V205H193ZM208 206V205H207ZM242 206V205H241ZM241 206H240V208H241ZM42 207V206H41ZM40 207V208H41ZM51 207V206H50ZM71 207V206H70ZM73 207V206H72ZM86 207V206H85ZM156 207V206H155ZM163 207V206H162ZM191 207V206H190ZM208 207H211V205H209ZM231 207V206H230ZM39 208V209H40ZM46 208V207H45ZM53 208V207H52ZM75 208V207H74ZM87 208H85V209H87ZM114 208V207H113ZM153 208V207H152ZM151 208V209H152ZM200 208V207H199ZM43 209H44V206H43ZM55 209H56V207H55ZM103 209V208H102ZM149 209H147V210H149ZM178 210H179V208H177ZM186 209V208H185ZM188 209V208H187ZM209 210L211 209V208H208ZM213 209V208H212ZM214 209H215V207H214ZM45 210V209H44ZM124 210V209H123ZM155 210V209H154ZM177 210V211H178ZM189 210V209H188ZM191 210V209H190ZM200 210V209H199ZM206 211H207V209H205ZM204 210V211H205ZM242 210V209H241ZM54 211V210H53ZM56 211V213H57V210H55ZM59 211V210H58ZM76 211H77V213H79V211L76 209ZM76 211H74V212H76ZM155 211H157V209L155 210ZM174 211V210H173ZM187 211V210H186ZM196 211V210H195ZM201 211V210H200ZM210 211H212V210H210ZM209 211V212H210ZM214 211V210H213ZM232 211V210H231ZM60 212V211H59ZM66 212V211H65ZM98 212V213H97ZM103 212V211H102ZM163 212L161 213V214H163ZM184 212V211H183ZM183 212H181V211H179V215H178V217H179V219H180V221H181V227L182 228H184L185 227V225L186 224H188V223H186L187 222V217L183 214ZM203 212V211H202ZM201 212V213H202ZM215 212V211H214ZM229 212V211H228ZM46 213H48V212H46ZM124 213V212H123ZM149 213H151V212H149ZM148 213V214H149ZM156 213V212H155ZM189 213H190V211H189ZM193 213V212H192ZM197 213V212H196ZM204 213V212H203ZM216 213V212H215ZM76 214V213H75ZM74 214V215H75ZM81 214H82V216H81ZM98 214V215H97ZM104 214V213H103ZM124 214H126V213H124ZM130 214V213H129ZM161 214H159V215H161ZM185 214H186V212H185ZM205 214V213H204ZM203 214V215H204ZM206 214H207V212H206ZM206 214H205V216H206ZM212 214H214V213H212ZM64 215V214H63ZM76 215H78V214H76ZM79 215H78V217H79ZM127 215V214H126ZM164 215V214H163ZM162 215V216H163ZM171 215V216H172ZM192 215V214H191ZM202 215V214H201ZM200 215V216H201ZM244 215V214H243ZM41 216H43V215H41ZM62 216V215H61ZM68 216V215H67ZM66 216V217H67ZM102 216V215H101ZM117 216V215H116ZM144 216V215H143ZM150 216V215H149ZM148 216V217H149ZM155 216H157V215H155ZM160 217V218H158L157 220H163L164 219V217ZM204 216V217H205ZM208 216H209V214H208ZM213 216V215H212ZM246 216V215H245ZM57 217V216H56ZM55 217V218H56ZM60 217V216H59ZM63 218V222H62V227H64L65 225L67 226V224H70L71 226L70 227H68V228H70L68 231H67V235H65L66 237H64V238H66V242L68 243V242H70V244L72 243V244H74V248L72 249L73 250V252H72V250H71V254L72 255H74V257L75 256H79V257H81V256H90L91 257V255L92 254H90L89 252H88V247H86L87 246V244H83V234H82V229L80 228V231H76V229H74V227H73V225L71 224L72 223V221L71 220H75V219H70V218H68V217H70V216H68L67 218ZM74 217V216H73ZM105 217V216H104ZM103 217V218H104ZM145 217V216H144ZM152 217V216H151ZM174 217V216H173ZM207 217V216H206ZM209 217H211V215L209 216ZM240 217H241V215H240ZM243 217V216H242ZM44 218V217H43ZM75 218V217H74ZM126 218V217H125ZM146 218V217H145ZM162 218V219H161ZM169 218H171L170 220L172 221V217H169ZM169 218H167V220L166 221H168V219ZM175 218H176V216H175ZM188 218H191V217H188ZM216 218H217V214H216ZM215 218V219H216ZM101 219V218H100ZM149 219V218H148ZM148 219H146V220H148ZM178 219V220H179ZM197 219V218H196ZM212 218H210L209 220H211ZM215 219H213L214 221H216V223H217V220L219 219H217V220H215ZM241 219V218H240ZM243 219V218H242ZM247 219V218H246ZM41 220V219H40ZM43 220V219H42ZM152 220V219H151ZM159 220V221H160ZM203 220V219H202ZM243 220H245V219H243ZM26 221V220H25ZM37 221V220H36ZM154 221V220H153ZM152 221V222H153ZM158 221V222H159ZM190 221H191V219H190ZM197 221H199L198 219H197ZM207 221V219H205V222ZM229 221V220H228ZM232 221V220H231ZM230 221V222H231ZM242 221V220H241ZM29 222V221H28ZM40 222V221H39ZM43 222V221H42ZM45 222V221H44ZM56 222V221H55ZM61 222V221H60ZM59 222V223H60ZM108 222V221H107ZM149 222V221H148ZM157 222V221H156ZM162 222V221H161ZM38 223V222H37ZM41 223V222H40ZM39 223V224H40ZM47 223V222H46ZM51 223V222H50ZM154 223V222H153ZM153 223H151L152 224V226H153ZM177 225H179V222L177 221ZM191 223V222H190ZM216 223L214 224V225H216ZM219 223H220V221H219ZM247 223V222H246ZM42 224H44V223H41L40 225L41 226H43ZM162 225H163V222L161 223ZM176 224V223H175ZM197 224H198V222H197ZM200 224H202V223H200V221H199V225ZM207 224V223H206ZM211 224V223H210ZM237 224V223H236ZM50 225V224H49ZM51 225H53V223L51 224ZM77 225V224H76ZM162 225H160V226H162ZM170 225V224H169ZM199 225H196V226H199ZM205 225V224H204ZM219 225V224H218ZM36 226H38V224L36 225ZM69 226V225H68ZM102 226H104L103 224H102ZM166 226H167V224H166ZM170 226H172V224L170 225ZM169 226V227H170ZM203 226V225H202ZM201 226V227H202ZM221 224H220V228H221ZM44 227V226H43ZM42 227V228H43ZM52 227V226H51ZM51 227H50V229H51ZM54 227H56V226H54ZM78 227V226H77ZM88 227V226H87ZM173 227V226H172ZM178 227V226H177ZM179 227H180V225H179ZM200 227V226H199ZM35 228V227H34ZM53 228V227H52ZM56 228H58L59 229V226H58V224H57V227ZM56 228H53L54 229V231H55V229ZM108 228V227H107ZM153 228H154V226H153ZM152 228V229H153ZM167 228V227H166ZM165 228V229H166ZM204 228V230H205V228L206 229H208V228H210V227H203ZM216 228H217V225H216ZM219 228V227H218ZM238 228V227H237ZM244 228V227H243ZM245 228H247V227H245ZM45 230H46V226H45V228H44ZM43 229V230H44ZM66 229V228H65ZM85 228H83V230H84ZM158 229V228H157ZM168 229V228H167ZM170 229H171V227H170ZM188 229V228H187ZM191 229V228H190ZM193 229H195V228H193ZM198 229V228H197ZM199 229H202V228H199ZM199 229H198V231H199ZM231 229V228H230ZM236 229V228H235ZM2 228H0V238H2L3 237V235H2ZM52 230V229H51ZM89 230V229H88ZM176 230H177V228H176ZM212 230V229H211ZM221 230V229H220ZM228 230V229H227ZM233 230V229H232ZM237 230V229H236ZM47 231V230H46ZM63 231V230H62ZM65 231V230H64ZM155 231H157V230H155ZM168 231V230H167ZM170 231V230H169ZM172 231V230H171ZM171 231L169 232V234L171 233ZM180 231V230H179ZM189 231V230H188ZM213 231V230H212ZM212 231L210 232V230H209V232H210V234L212 233ZM219 231V230H218ZM56 233H58V230L57 231H55ZM111 232V231H110ZM174 232V231H173ZM172 232V233H173ZM178 232V231H177ZM176 232V234H178ZM20 233V232H19ZM112 233V232H111ZM202 233V232H201ZM216 233V232H215ZM229 233V232H228ZM23 234V233H22ZM59 234V233H58ZM175 234V235H176ZM187 235V233L185 232V230H182L180 233H179V238H181V236H184V235ZM189 234H191V233H189ZM219 234V233H218ZM5 235V234H4ZM61 235V234H60ZM85 235H87V234H85ZM89 235V234H88ZM192 236L193 235H195V234H191ZM191 235L189 236L190 238H191ZM204 235H206V233L204 234ZM208 235V234H207ZM212 235V234H211ZM224 235V234H223ZM90 236V235H89ZM171 236V235H170ZM177 236V235H176ZM176 236L174 237V238H176ZM198 236V235H197ZM202 236V235H201ZM209 236V235H208ZM225 236V235H224ZM93 237V238H94ZM111 237V238H110ZM169 237V236H168ZM185 237H188V236H185ZM188 237V238H189ZM216 237V239L219 237H217V236H215ZM214 237V238H215ZM37 238V237H36ZM46 238V237H45ZM170 238V237H169ZM203 238H204V240H205V237L203 236ZM208 238V237H207ZM213 237H211V239H212ZM213 238V239H214ZM222 238V237H221ZM221 238H218V239H221ZM225 238V237H224ZM3 239V238H2ZM27 239V238H26ZM167 239V238H166ZM215 239V240H216ZM218 239H217V242H218ZM62 240H63V238H62ZM61 240V241H62ZM65 240V239H64ZM176 240H177V242H178V239L176 238ZM190 240V239H189ZM203 240V241H204ZM95 241V240H94ZM98 241V242H99ZM112 241V240H111ZM185 241V240H184ZM211 241V240H210ZM46 242V241H45ZM86 242H88L89 244L90 243H92V242H89V241H86ZM110 242V241H109ZM186 242V241H185ZM184 242V243H185ZM188 242V241H187ZM186 242V244H188V243H190V244H188L189 246H190V248H191V246H193L192 248H193V251L195 250L194 249V247H196V246H198L199 244H200V241H189L188 243ZM221 242V241H220ZM226 242H229L228 241V239H227V241ZM111 243H113L112 244V250H111V256H124V254H123V252H122V249L124 248V247H122V249L119 247V246H117L116 244H115V242H111ZM169 243V242H168ZM179 243V242H178ZM203 243H205V241L203 242ZM210 243V242H209ZM212 243H214V241L212 242ZM231 243H232V241H231ZM231 243H229V244H231ZM39 244V243H38ZM37 244V245H38ZM44 244V243H43ZM95 244V243H94ZM221 244V243H220ZM57 245V244H56ZM66 245V244H65ZM92 245V244H91ZM111 245V244H110ZM165 245H167V244H165ZM210 245V244H209ZM216 245V243L215 244H213V246L212 247H214ZM43 246V245H42ZM120 246H121V244H120ZM184 246H185V244H184ZM203 246V245H202ZM227 246H228V244H227ZM4 247V246H3ZM187 247V246H186ZM206 247H207V245H206ZM221 247H223V245L221 244ZM221 247H219L221 250H222V248ZM189 248V247H188ZM192 248H191V250H192ZM197 248V247H196ZM199 248H201V246H198V248L197 249H199ZM205 248V247H204ZM218 248V246L216 245V249ZM229 248V247H228ZM32 249V248H31ZM66 249V248H65ZM164 249H165V247H164ZM171 249H173V247L171 248ZM208 249V248H207ZM214 249H215V247H214ZM231 249H233V248H231ZM124 250V252H125V254H128V256H132V255H130L129 253H128V251L127 250H125V249H123ZM203 249H201L200 250V252L202 251ZM210 250V249H209ZM208 250V251H209ZM173 251V250H172ZM172 251H170V253H172ZM182 251H184L181 247H179L178 248V246L174 249V251H173V255L174 256H181V252ZM190 251V250H189ZM214 251V250H213ZM218 250H216V252H217ZM226 251V250H225ZM59 252V251H58ZM58 252H56V253H58ZM108 252V253H109ZM232 252V251H231ZM55 253V254H56ZM106 253V252H105ZM167 253V252H166ZM187 253V254H186ZM190 253V252H189ZM191 253H192V251H191ZM190 253V255H188V249H187V251H185V255H182L181 256V258H182V260H181V262H179V263H176V262H173V263H170V264H188L190 261H189V259L191 258V255L193 254H191ZM197 253V252H196ZM203 253V252H202ZM202 253H201V255H202ZM238 253V252H237ZM41 254V253H40ZM53 254V253H52ZM62 254V253H61ZM97 254V253H96ZM148 254V253H147ZM169 254V253H168ZM171 254V255H172ZM180 254V255H179ZM200 254V253H199ZM198 254V255H199ZM215 254V253H214ZM239 254V253H238ZM51 255V254H50ZM149 255V254H148ZM188 255V256H187ZM222 255V254H221ZM49 256V255H48ZM152 257V256H151ZM193 257V256H192ZM201 257V256H200ZM204 257V259L206 258V262H204L203 261V259H202V262H204V264H223V262L225 261V258H224V256H203ZM254 257V258H253ZM52 258V257H51ZM117 259H119V258H121V257H116ZM195 258V257H194ZM202 258V257H201ZM78 259V258H77ZM80 259V258H79ZM85 259V258H84ZM110 259V258H109ZM116 259V260H117ZM123 259V258H122ZM124 259H126L125 257H124ZM258 259V260H257ZM114 260V259H113ZM121 260V259H120ZM191 260H192V258H191ZM196 260V259H195ZM249 260V261H248ZM90 261V260H89ZM115 261V260H114ZM122 261V260H121ZM239 261V262H238ZM110 262H112V261H110ZM123 262H124V260H123ZM187 262V263H186ZM193 262V261H192ZM197 262V261H196ZM195 262V263H196ZM201 262V263H202ZM222 262V263H221ZM119 263V262H118ZM225 263V262H224ZM119 264H125V262L124 263H119ZM191 264H193V263H191ZM198 264H200V263H198ZM226 264V263H225Z\"/></svg>",
  "mask_w": 264,
  "mask_h": 264
},
{
  "label": "crops",
  "instance_id": "obj_3",
  "mask_svg": "<svg viewBox=\"0 0 264 264\" xmlns=\"http://www.w3.org/2000/svg\"><path fill=\"white\" fill-rule=\"evenodd\" d=\"M3 260V256H0V261H2Z\"/></svg>",
  "mask_w": 264,
  "mask_h": 264
}]
</instances>
